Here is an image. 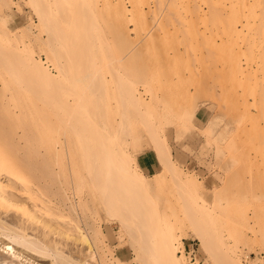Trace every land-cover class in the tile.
Masks as SVG:
<instances>
[{"label": "bare ground", "instance_id": "obj_1", "mask_svg": "<svg viewBox=\"0 0 264 264\" xmlns=\"http://www.w3.org/2000/svg\"><path fill=\"white\" fill-rule=\"evenodd\" d=\"M39 1V0H31V3H32V6H33V9H35L34 11V13H38V16H37V18L39 17V19L38 20H40V22L39 23H41L42 25H44V26H46V28H50V26H52V25H50V26H48L49 25V23L50 22H52V23H50V24H53V27H52V29H51V32H49L46 36H48L46 39H43V38H40V37H38V39L39 40H41L42 41V43H40V45L42 44L43 45V47L42 46H40V48L42 47L43 48V50H41V52L42 51H44L45 52V54H46V57H42L41 56V54L39 55V53H37V54H35L37 51H35L34 49H33V47H32V43L34 42H39L38 41V39H35V37L36 36H38V32H41V31H37V33H34V23H33V21H31V19H30V21H29V19H27V17L26 16H23V17H21L20 18V22H19V27L21 28H18V30L20 29V32H22L23 33V35L22 34H20L19 33V31H16V30H11L10 28H9V25H8V22H6L5 23V25H6V28H7V30L5 31L4 29H5V27L3 28V30L5 31H3L4 33H2V35L3 34H5L7 37L8 36H10L11 37V39H12V35H13V37L14 36H16V35H22V39L20 38L21 36H16V37H18V38H20L22 41H23V48L24 49H19V48H16V49H19L21 52V55H22V59L21 58H19L20 56L18 55V53L16 52V54L14 53L15 51L13 50V56L14 55H17V58H16V62L15 63H17L18 64V66H17V64H15V66H14V63H13V61H14V59H13V61L12 62H9V60H8V58L6 57V56H8V54H7V52L9 51V49H7V52H5L6 54V56H4L3 54H4V52H3V50L5 49V48H8V47H6L7 45H3L4 46V49L2 48V45H1V47H0V49H2V50H0V57H1V54L3 55L1 58H7V59H4L5 60V62H7V60H8V62H9V64H11L12 63V68H11V73H12V75L15 77V78H17V82L19 81V79H18V76L20 77V81L19 82H21L22 81V79H24L23 81H27L26 83H24L23 81L21 82L22 84H25L24 86H27V84H28V87H26V88H29V83H31V81H32V85H33V83L36 81H38V82H42V84H45V86H44V91H43V93H44V96L45 97H43V98H45V100L41 97V94L43 95V93L42 92H39L38 90H42V89H40V87H43V86H41V85H39L40 87L37 89V91H38V94L40 95H38L36 92L35 93H33L34 92V90L33 89H35V87L39 84V83H37V85H35L34 86V88H32V90H33V92L31 91V87H32V85H30V91H31V93H33V95H31L33 98H36V95L37 96H39V97H41L42 99H40L39 100V97H37L38 98V100H37V98H36V101H40V104H41V100H43L44 102H42V104L41 105H39L38 103H36L37 105H35L34 106V104L33 103H31V105L32 106H28V105H25V104H21V103H19L20 104V106H18V108L16 109L15 108V110L14 111H12V110H10V111H12V113L14 114V115H19V117H21V115H22V117H24V116H30V117H32L33 119H35L34 121L36 122L37 121V123H38V125L37 126H39L38 128H40V129H43L44 128V125L46 126V124H44L43 126H41V124H43V122H45L46 121V123H49V124H52L53 122H55V120H54V118L56 119L57 117H55V113H54V110L55 109H59V108H61L60 106H62V108H63V105H67V107H64V109L66 108V109H68V107H72V103H71V101H69L70 103H69V105H71V106H68V100L66 101V98L64 99L65 101H61L62 100V97H60L59 96V91L62 89V92H63V88L64 87H61V85L63 86H65L66 85V87L68 86L67 84H65L64 82H63V80L65 79V78H69L70 76H72V75H70V69L71 68H73L74 67V69H76V71L75 72H77L78 70H80L81 69V67H80V65H81V63H83L82 62V59L81 58H83V56H85V57H87V56H89L88 54H89V52L93 49V47L94 48H96L95 46H99L97 43H94V42H92V40H94L95 38H96V40H97V38H98V36L97 35H95V30L97 31V29H99L98 28V26L97 25H103V26H105V25H107L108 27H109V25L110 24H108L110 21H109V19L111 20V17L110 18H107L106 16H105V12H103V13H105L103 16H101V18L102 17H104L105 16V18L108 20V22H107V24H106V20L105 21H103V22H101L100 24H96V23H98L99 21H97L98 20V18H100V17H98L97 18V16L96 17H94V11L95 10H97L96 11V15L98 14V15H100V14H103L102 13V10H101V13H100V10L98 9V7H94L95 8V10L93 9V8H91V6L93 5V0H57V2H56V7L54 8V10L52 9V11L50 12V14L48 15V12L46 11V9L44 8V9H42V6L39 4L40 3V1L37 3V2ZM96 2H98V4H99V1L98 0H95ZM101 1V0H100ZM102 3L99 5L100 7L99 8H101V9H103V10H109V11H107V12H109V13H107V15L108 16H111V14L114 16V19H112V20H114V22H115V24L114 25H116V29H117V33H118V35H117V33H116V29H115V35H117V36H119V37H117V38H120V39H116V40H118V44H119V41H121L122 42V47H121V49H122V51H125L126 53L127 52H129V54H128V56H127V58H126V56L125 55H127V54H125L124 56V58H126V59H129V58H131L132 56L135 58V60H134V62H133V60H129V61H131L130 62V64H128V65H130L128 68H129V71L128 72H130V70L132 69V66H134V63L136 64L134 67L136 68L137 67V65L140 67L138 70L140 71V69H141V72L144 74V70L145 71H148L149 69H147V68H149L148 66V64H149V62H148V66H146L147 68H144L143 70H142V67H144V66H142V63L143 64H145L144 62H143V60H144V58L146 57V55L147 54H149L148 53V51L149 52H151L150 54H153L154 56V58L156 57V56H162L163 54L165 55H168V56H170V58H171V52H169V51H166V50H169V49H171V47H170V40L171 39H173V40H175V42L177 41L179 44H181L180 46H185V51H183L182 52V50L179 52V50L178 51H174V54L175 55H177V54H180V55H182V54H184L185 52L187 53V55H188V53H189V55L192 53V51L190 52V46L189 45H191V47L193 46V44H196V48L197 49H195L196 51H193V52H195V53H192V59H190V61H193V57H195V59L194 60H196L198 63L199 62H204V63H207V59H208V62L210 63V64H208V66H210L211 67V63H213V66H216V70H217V75H215V76H217V77H215V76H212V78L213 77H215L213 80L214 81H217V82H219V87H218V89H221V91L223 92V93H225L226 95H227V93H229V95H231V92H233L234 93V91H236V90H239L240 88H241V92H240V94H241V96L239 95V93L237 92V94H236V96H234L233 97V95H231L233 98H236L237 97V95L238 96H240L241 98L239 99V103H240V101H242L239 105L237 104V102H235L236 103V106H235V103L233 102L234 100H231V103H234V105H233V108H239V106L240 105H246L245 103L247 102V100H248V97L250 96V95H252V97L253 96H255V98L253 97V102H252V105L254 104L256 107H257V109H258V112L257 113H262V112H264V0H102L101 1ZM97 4V3H96ZM40 5V6H39ZM95 5V4H94ZM40 7V9H39V7ZM90 9H93L94 11H93V13H91L90 15H88L87 16V14H85L86 12L85 11H89ZM99 10V11H98ZM92 11V10H91ZM90 11V12H91ZM85 12V13H84ZM90 12H88V14L90 13ZM98 12V13H97ZM100 13V14H99ZM93 15V16H92ZM90 16V17H89ZM57 17H58V19H57ZM88 17V18H87ZM62 18H66V20L65 21H63V22H67V25L66 26H64L63 24H62V21H59V20H61ZM94 18H96L95 19V21H97V22H95V21H93L94 20ZM104 18V19H105ZM53 19H56V20H58V21H53ZM28 20V21H27ZM101 20V19H100ZM102 21V20H101ZM38 22V21H37ZM95 23V24H94ZM93 24H94V26H93ZM105 24V25H104ZM112 24V23H111ZM39 25V24H38ZM114 25L111 27V28H113L114 27ZM35 26H36V24H35ZM48 26V27H47ZM106 26V27H107ZM40 27H42L41 25H40ZM45 28V30H43V31H46V30H48V29H46ZM94 28H97V29H95L94 30ZM101 28V27H100ZM108 29L110 32H108V36H107V33H104V32H102V31H104V28L102 27V29H100V31L102 32V33H104V35L105 36H101L102 34H101V32H100V38L99 39H102V37H106L105 39H103V40H105V41H103V40H98L99 41V43L101 42V41H103V42H107L108 43V45L110 44V38H109V34H111V36L113 35V31L112 30H114V29ZM37 29H40L39 27H37ZM42 29V28H41ZM44 29V28H43ZM2 30V29H1ZM105 30H107L106 28H105ZM60 31H62L63 33H64V36H62V37H60L61 35H59V34H62ZM7 32H8V35H7ZM48 32V31H47ZM9 33H10V35H9ZM11 33H15V34H11ZM19 33V34H18ZM34 34H36L35 35V37H34ZM97 34H99V33H97ZM4 35V36H5ZM70 35V36H69ZM114 35V36H115ZM5 36V37H6ZM31 37V38H29V42H27L26 40H25V37ZM34 38H33V37ZM39 36H40V34H39ZM43 36V35H42ZM45 36V37H46ZM57 36H59L58 38H57ZM96 36V37H95ZM114 36H112L113 38H114ZM107 37L109 38V42L108 41H106L107 40ZM9 38V37H8ZM37 38V37H36ZM57 38V39H56ZM112 38V40L111 41H113L114 42V39ZM4 39V38H3ZM16 39V38H15ZM28 39V38H27ZM43 39V40H42ZM71 39V40H70ZM6 40H8V39H6ZM37 40V41H36ZM59 40V41H58ZM96 40H95V42H96ZM19 41V39L17 40V42ZM159 41H161V43H163V44H166V46L168 47L166 50H161L160 48H159V46H152V43H153V45L154 44H156L157 42H159ZM16 42V41H15ZM21 41H19V43H20ZM103 42H101V46L102 45H106V43L105 44H102ZM113 42H111V44L110 45H112L113 44ZM173 42V41H172ZM18 43V44H19ZM60 44V45H57V44ZM92 43H94L95 44V46H93V47H91V44ZM149 43H151V45L149 44ZM178 43H177V45H178ZM3 44V43H2ZM14 44V43H13ZM12 44V45H13ZM21 44H22V42H21ZM62 44V45H61ZM69 44H71V45H74V44H76V48H74V46H73V48H74V52H73V49H71V46L69 45ZM94 44H92V45H94ZM97 44V45H96ZM117 43H116V41H115V45H116ZM119 44V45H120ZM149 44V45H148ZM173 45H174V43H172ZM189 44V45H188ZM9 45V44H8ZM10 45H11V43H10ZM15 45V44H14ZM65 45H67V47H65ZM90 46L91 47V49L89 50V49H87V50H89V52L86 50H84V52H82L81 51V49L79 50L78 48L80 47V48H83V49H85L86 47L85 46ZM108 46V47H110L108 50H109V53L111 52V48L112 47H115V45L113 46ZM158 45V44H157ZM161 45V44H160ZM205 45H207V46H209L210 45V49L209 48H207V49H204L203 48V46H205ZM18 46V45H17ZM61 47V49H60V47ZM64 46V47H63ZM82 46V47H81ZM152 46V47H151ZM180 46H178L179 47V49H180ZM11 47V46H10ZM69 47H70V49H69ZM104 47V46H103ZM107 47V46H106ZM107 47V48H108ZM120 47H118V48H120ZM128 47H129V51L127 50L128 49ZM161 47V46H160ZM12 48H13V46H12ZM64 48L66 49V50H64ZM89 48V47H88ZM116 48V47H115ZM125 48H127L126 50H125ZM176 47H174V49H175ZM13 49H15V47L13 48ZM68 49V50H67ZM97 49L99 50L100 49V46L99 47H97ZM97 49H95L96 50V52H95V50L93 51H91V54H93V56L96 58V53H98V52H100V51H97ZM6 50V49H5ZM112 50H114V49H112ZM116 50H117V48H116ZM147 52V54H145V51ZM11 51H12V49H11ZM11 51H9V54L10 53H12ZM63 51H64V53H63ZM81 51V52H80ZM122 51H116L117 52V54H121L122 53ZM172 51V50H171ZM39 52V51H38ZM67 52H68V54H67ZM80 52V53H79ZM86 52H88L87 54H85ZM143 53L142 55H140V56H144V54H145V56L144 57H140V60L139 61H141L142 63L141 64H139L140 62L136 59L137 57H138V53ZM75 53V54H74ZM76 53H79V55L78 54H76ZM102 53H104V54H106V53H108V52H106L105 53V51H102ZM102 53H101V55L99 56V57H102ZM108 53V54H109ZM139 53V54H140ZM44 54V53H43ZM67 54V55H66ZM81 54L83 55L82 57H81ZM85 54V55H84ZM110 54H112V56L111 57H109V56H107V54H106V56H107V59H113L114 58V60H116L115 59V52H114V55H113V53H110ZM109 54V55H110ZM124 54V53H123ZM171 54V55H170ZM193 54H194V56H193ZM12 55V54H11ZM73 55H75V56H77L76 58L77 59H81V63L80 62H78V64H79V67L80 68H78L77 67V60L75 59V58H73ZM99 55V54H98ZM98 55H97V57H98ZM122 55V54H121ZM129 55H132L131 57H129ZM187 55H185V56H187ZM19 56V57H18ZM81 58H80V57ZM105 56V57H106ZM118 56V55H117ZM137 56V57H136ZM148 56V55H147ZM10 57V56H9ZM16 57V56H15ZM79 57V58H78ZM83 58V60L85 59L86 60V58ZM104 57V56H103ZM101 58V59H103L104 60V58ZM109 57V58H108ZM118 57H120L121 59H122V57L119 55ZM129 57V58H128ZM132 57V58H133ZM165 57V56H164ZM167 57V56H166ZM182 57H183V55H182ZM182 57L180 56V58L182 59ZM190 57V56H189ZM10 58H13L12 56L10 57ZM18 58L19 59H21L20 61L18 60ZM76 60L75 61V65H71V64H73L74 63V60ZM89 58V57H88ZM90 58H92V60H90V62H87L89 59H87L86 60V62L85 63H87L85 66L87 67V68H89L90 70H88V72L90 73H88L89 75L88 76H86V74H85V77H83V79L82 78H80V80L79 79H77V77H76V79L75 80H73V77L75 76L74 75V73L75 72H72V74H73V77H72V79L71 78H69V80H71V82H69V86H73V85H75L74 87H76V89H78V88H80L79 86H78V84L80 85V83H81V87L82 88H80V90H85V87L86 86H89V88L90 87H92L93 86V83H92V86H91V83H89V80L91 81V80H95V79H90V78H93V76H94V73L96 72L97 74L95 75V77L96 76H98L99 75V71H101V69L102 68H99L98 67V69H97V66H98V64L99 63H101L100 61H102V60H99V62H98V64H96L95 62H96V60L98 59H95V61H94V58L93 57H91V55H90ZM120 58H117V60L115 61V63L114 64H116L118 67H120V65H122V63L123 62H125L126 60L124 59V61H122L121 62V59ZM150 58V60H151V57L149 56L148 57V59ZM157 58V57H156ZM169 58V59H170ZM175 58V57H174ZM185 58V57H184ZM187 58H188V56H187ZM100 59V58H99ZM120 59V62H118V63H120V65L117 63V61ZM161 59V58H160ZM11 60V59H10ZM18 60V61H17ZM23 60V61H22ZM105 60H106V58H105ZM146 60H147V58H146ZM158 60V59H157ZM180 60V59H179ZM0 63H2L3 64V61L0 59ZM94 61V62H93ZM98 61V60H97ZM108 61V62H107ZM107 61H105V62H107V64L108 63H110V60H107ZM190 61H188L187 59H186V62H189L190 63ZM206 61V62H205ZM215 63H214V62ZM18 62H21V67L22 68H24L25 70V72H26V74H28V73H30V74H28L29 76L31 75V77H29V78H31V79H29L28 77H26L27 75L26 74H24V78H22L23 76V70H22V68L19 66V63ZM91 62H93V63H91ZM113 62V61H112ZM133 62V63H132ZM138 64H137V63ZM174 62H176V59H175V61ZM185 62V63H186ZM194 62V61H193ZM192 62V63H193ZM89 63V64H88ZM96 64V67H95V64ZM126 63V65H127V63H129V62H125ZM125 63L123 64V65H125ZM132 63V64H131ZM177 63H178V61H177ZM176 63V64H177ZM203 63V64H204ZM6 64V63H5ZM8 63L6 64V65H9ZM84 64V63H83ZM93 64H94V66H93ZM178 64H181V63H178ZM215 64V65H214ZM71 65V66H70ZM87 65H89V66H87ZM101 65V64H100ZM122 65V67L121 68H119V70L121 69V70H123L122 68H124V66ZM126 65H125V67H126ZM191 65V64H190ZM199 65V64H198ZM206 65V64H205ZM10 66V65H9ZM9 66H5V68L6 67H8V74L10 73L9 72V70H10V68H9ZM73 66V67H72ZM111 66H112V64H111ZM207 66V65H206ZM207 66V68H204V69H209V70H212L211 72L213 73V71H215L214 69H210L209 67ZM4 67V66H3ZM20 67V68H19ZM76 67V68H75ZM100 67H102V66H100ZM116 67V66H115ZM114 67V68H115ZM126 67V68H127ZM131 67V68H130ZM133 67V68H134ZM83 68V67H82ZM85 68V67H84ZM112 68H113V66L111 67V71H112ZM126 68H124L126 71H127V69ZM215 68V67H214ZM7 69V68H6ZM73 69V70H74ZM78 69V70H77ZM95 69H97L96 71H95ZM100 69V70H99ZM117 69V68H116ZM83 70V69H82ZM87 70V69H86ZM85 70V71H86ZM113 70H115V69H113ZM133 70V69H132ZM131 70V71H132ZM135 70V69H134ZM138 70L136 69V71L135 72H138ZM208 70V71H209ZM72 71V70H71ZM114 72V71H113ZM116 72H118V70H116ZM116 72H115V74H116ZM120 72V71H119ZM124 72V71H123ZM78 73V75H80L79 74V71L77 72ZM77 73H75V74H77ZM132 73H134L133 71H132ZM140 73V72H139ZM139 73H137V74H139ZM142 73H140V75H137L136 74V77L135 78H131V77H128L127 75V77L126 78H131L132 80H136L137 79V76L138 77H140L139 79H137V84H139L142 80H143V82H141V83H144V84H146V82H147V84L149 83V85H148V87L147 88H149V86H150V81L148 82V80H147V77L145 76L146 74H148V72L146 73L145 72V74L143 75ZM210 73V72H209ZM124 73H122V76H124L123 75ZM126 74H127V72H126ZM211 74V73H210ZM10 75V74H9ZM12 75H10V77H12ZM26 75V76H25ZM78 75H76V76H78ZM93 75V76H92ZM117 76H118V73L116 74ZM121 75V74H120ZM120 75L118 76V79H120L121 80V82H122V80H125L126 78H123V77H120ZM128 75H129V73H128ZM130 75H132L131 74V72H130ZM133 75H135V73L133 74ZM211 75H214V73L213 74H211ZM22 76V77H21ZM32 76H34L35 77V79L36 80H34L33 78H32ZM90 76V77H89ZM144 76V77H143ZM5 77H7L6 75H5ZM9 76H8V78H10ZM26 77V78H25ZM79 77H81V76H78V78ZM89 77V79H88V81H85L84 80V78L85 79H87ZM132 77H134V76H132ZM75 78V77H74ZM141 78H143V79H141ZM144 78H146L145 80H144ZM216 78H218V80L216 79ZM11 79V78H10ZM13 80H14V78H12ZM25 79H27V80H25ZM81 79L83 80V82L81 81ZM131 79H126L124 82H122V85H123V88H125L124 87V85H126V83L130 80L131 81ZM216 79V80H215ZM3 80H4V78H3ZM5 80H8V79H6L5 78ZM4 80V81H5ZM33 80H34V82H33ZM65 80H68V79H65ZM77 80V81H76ZM140 80V81H139ZM147 80V81H146ZM9 81V80H8ZM11 82H12V80H10ZM9 81V82H10ZM15 82H16V80H14ZM14 81H13V83H14ZM59 81V83H56V82H58ZM74 81H75V83L77 84V82H80V83H78L77 85L74 83ZM92 81V82H93ZM127 81V82H126ZM138 81H139V83H138ZM3 82V81H2ZM2 82H1V84H2ZM54 82L56 83V85L54 84ZM60 82H63L62 84H60ZM89 83V84H87V85H85V83ZM120 82V81H119ZM120 82V83H121ZM132 82V81H131ZM136 82V81H135ZM135 82H133V85H134V83ZM21 83H19L20 85H21ZM71 83H72V85H71ZM74 83V84H73ZM82 83H84V86L82 85ZM123 83H125V84H123ZM140 83V84H141ZM152 83V82H151ZM215 83V82H214ZM4 84V83H3ZM7 84H9L8 82L5 84V85H7ZM34 84H36V83H34ZM53 84H54V86L55 87H57L58 89H59V86L61 87V89H59V91L58 92H56L57 90H55V88H54V86H53ZM58 84V85H57ZM60 84V85H59ZM94 84H96V85H98V83H97V81H96V83H94ZM129 84V83H128ZM134 85L133 87H132V89L129 91L130 92V94L131 95H129V93L128 92H126V90L125 91H123V88H122V86H120L121 84H119V87H117V88H121L122 89V91L125 93H127V95L128 96H126L125 94V96L126 97H128L129 98V96H131L130 98H132V100L131 99H129V100H131V103H133L134 101L136 102V105H140V104H142L144 101H145V97H144V95H143V93L145 92V90H146V88L143 90V92L141 91V89H140V87L138 86V85ZM139 84V85H140ZM144 84H142V85H144ZM146 84V85H147ZM14 86H15V84H13ZM17 85V84H16ZM20 85L18 86V87H20ZM215 85L216 84H214V87H215ZM8 87H10V84L9 85H7ZM128 86V85H127ZM131 86H132V84H131ZM145 86V85H144ZM152 86V85H151ZM154 86V85H153ZM1 87H3V86H1ZM18 87H16L15 86V89H18ZM38 87V86H37ZM36 87V88H37ZM65 87V88H66ZM84 87V88H83ZM98 87H99V85H98ZM129 87L130 86H128L127 88H125V89H129ZM221 87V88H220ZM258 87H259V92H258ZM21 88H22V85H21V87H20V90H18V92H21ZM25 87L24 88H22V89H25V91H27L26 93H30V92H28L29 90H27ZM73 88V87H72ZM88 88V89H89ZM93 88V87H92ZM92 88L91 89H89V91H91L92 90ZM151 88V87H150ZM149 88V89H150ZM154 88V87H153ZM208 88H210V87H208ZM207 88V89H208ZM8 89V88H7ZM10 89V88H9ZM13 89H14V87H13ZM14 89V90H15ZM88 89H87V87H86V90L88 91ZM94 89H95V87H94ZM93 89V90H94ZM119 89H118V92H119V95L121 96V95H123L122 93V91H119ZM120 89V90H121ZM152 89V88H151ZM206 89V88H205ZM215 89H216V87H215ZM2 90H3V88H2ZM11 90V89H10ZM65 90H67V92H63V95H61V96H66V95H64V93H68L69 91V93H71V89H65ZM96 90H98V88L96 89ZM152 90H154V89H152ZM151 90V91H152ZM213 90V89H212ZM3 91H5V90H3ZM74 91H76V90H73L72 89V92H74ZM150 91V92H151ZM211 91V90H210ZM216 91H217V89H216ZM227 91V92H226ZM2 92V91H1ZM7 93L8 92H10L9 90H7L6 91ZM56 92V93H55ZM61 92V91H60ZM85 92V91H84ZM92 93H91V95H93L94 93H93V91H91ZM94 92H95V90H94ZM99 92H100V87H99ZM154 92V91H153ZM218 92V91H217ZM5 93V92H4ZM22 93V92H21ZM86 93V92H85ZM85 93H83V94H85ZM90 93V92H89ZM88 93V94H89ZM121 93V94H120ZM146 93H148L147 92V90H146ZM223 93H221L222 95H223ZM2 94V93H1ZM10 94H11V92L9 93V95H8V98H9V96H10ZM56 94H57V96L60 98V100L58 99L57 101H55L56 100V98H58L57 96H56ZM62 94V93H61ZM96 94V93H95ZM215 94V93H214ZM235 94V93H234ZM15 95V97H16V94H14ZM30 95V94H29ZM29 95H27L28 96V100L30 101V102H32L33 101V99H32V101L30 100L31 99V97L29 96ZM34 95H35V97H34ZM119 95H118V97H119ZM146 95V94H145ZM220 95V93L219 94H217V97H215V98H217L218 99V101H226V100H228V99H230L231 98V96L229 97V98H227V96L226 95H223V96H219ZM228 95V96H229ZM2 96H3V94H2ZM18 96H20L19 94H18ZM17 96V97H18ZM21 96H23V93H22V95ZM86 96V95H85ZM125 96L123 97V96H121L119 99H123L124 98V101L122 102L123 104H125L124 102L126 101V99H125ZM215 96H216V94H215ZM7 98V95L6 96H3V98ZM77 97V96H76ZM83 97H84V95H83ZM98 97V95L96 96V98H95V100L97 101V98ZM156 97V96H155ZM11 98V97H10ZM22 98V97H21ZM30 98V99H29ZM54 98H55V100H54ZM80 98V99H79ZM82 98V96L80 97H78L77 98V100L79 101V103H81L80 102V100H82V102H83V99H81ZM85 98H87V96L85 97ZM84 98V99H85ZM91 98V96H90V94H89V99ZM239 98V97H238ZM17 99H19L20 101L22 100V99H20V97H18ZM25 99H26V96H25ZM68 99V98H67ZM92 99V101H93V98H91ZM154 100H153V102H155V101H157V103H158V100H155V98H153ZM254 99H255V101H254ZM0 100H1V96H0ZM27 100V99H26ZM94 100V101H95ZM128 100V102L130 103V101ZM23 102L25 101V100H22ZM78 101H77V103H78ZM86 101H87V99H86ZM95 101V104H97L98 102H96ZM99 101V100H98ZM216 101V100H215ZM215 101H214V104H215ZM216 102V103H221L220 105H222L223 103L222 102ZM249 101V100H248ZM29 102V103H30ZM58 102V103H57ZM61 102V104H60V106H59V108H58V105H59V103ZM127 102V103H128ZM26 103V102H25ZM27 103H28V101H27ZM88 102H85L84 104H85V107H84V105H83V107H82V105L79 107L77 104H75L76 106H78L79 107V109H81V107L82 108H86V106L88 107V110L90 109L89 107L91 106V104H94V103H91V100L89 101V104H90V106H88V104H87ZM119 103H120V101H119ZM126 103V104H127ZM209 103V102H208ZM207 103V104H208ZM210 103H212L211 101H210ZM227 103V102H226ZM225 103V104H226ZM228 103H229V101H228ZM250 102H248V104H249ZM58 104V105H57ZM206 104V101H204L203 103H199V105H197L196 106V108L194 109V110H192L191 112L189 111V114H191V118H192V120H193V122H194V118H195V116H198V118L200 119V120H204V121H209L208 123L211 125V126H215V125H213V124H216V126L218 125V126H220V125H222V122H223V120L226 118V114H227V117H229L230 115H228V113L230 112L231 113V111L229 110V112H228V110L226 111V107H224V105L225 104H223V108H222V106L220 107V105H218L217 107L218 108H222L225 112H224V115H222L223 114V112H222V109H221V111L219 110V112H218V114L214 117L213 116V118L214 119H212L211 120V117H212V115H211V113H212V109L214 108V105L212 104H210L211 106H208ZM247 104V105H248ZM99 105H100V101H99ZM120 105H121V107L123 106L121 103H120ZM156 104H154V106H155ZM158 105V104H157ZM156 105V106H157ZM216 105V104H215ZM7 106V105H6ZM11 106V105H10ZM9 106V107H10ZM12 106H14V105H12ZM11 106V107H12ZM16 106V105H15ZM75 106V107H76ZM94 106H96V108H97V105H94ZM159 106V105H158ZM225 106H228V104H226ZM17 107V106H16ZM75 107H74V109L73 110H75L74 112H75V114H76V111H79V109L76 107V109H75ZM125 107V105L122 107V108H124ZM160 107V106H159ZM216 107V106H215ZM231 107V106H230ZM230 107H229V109H230ZM241 107V106H240ZM248 107H251V104H249V106H246V108H248ZM253 107V106H252ZM0 108H2V107H0ZM55 108V109H54ZM93 108V107H92ZM243 108H244V106H243ZM255 108V107H254ZM6 108H4V110H5ZM7 109H9V108H7ZM66 109L64 110V112H65V114L67 115V116H70V112H72L73 110H72V108H71V110L69 109V113H67V111H66ZM98 109V108H97ZM250 109V108H249ZM248 109V110H249ZM2 110V113H0V115L1 114H3V109H1ZM62 110V109H61ZM60 110V111H61ZM85 110H87V109H85ZM87 110V112H89ZM123 111H124V109H122ZM162 110V109H161ZM214 110V109H213ZM237 110V109H236ZM239 110H242L241 111V114L244 112V111H246L245 110V108L244 109H240L239 108ZM244 110V111H243ZM248 110H247V112H248ZM9 111V110H8ZM8 111H6V112H8ZM59 111V112H60ZM63 111V110H62ZM61 111V112H62ZM94 111H95V109H94ZM163 111V110H162ZM162 111L159 113L160 114V116L161 115H163V114H165V112L167 111V110H165V112L162 114ZM170 111V110H169ZM168 111V112H169ZM251 111V110H250ZM37 112H39V113H41L43 116V118L41 119V120H44L41 124H40V122L38 121V120H36V118L39 116V115H37ZM58 112V113H59ZM64 112H62L63 113V115L65 116V114H64ZM98 112V111H97ZM168 112H166V113H168ZM220 112H222V114L220 113ZM237 112V111H236ZM253 112V111H252ZM255 112V111H254ZM38 113V114H39ZM54 113V114H53ZM56 113H57V111H56ZM57 113V114H58ZM95 113V112H94ZM124 113V112H123ZM220 113V114H219ZM226 113V114H225ZM229 113V114H230ZM245 113L246 112H244V115H245ZM257 113H255V114H257ZM8 114H10V113H8ZM41 114H40V117H41ZM57 114H56V116H57ZM74 114V113H73ZM72 114V115H73ZM77 114L79 115V114H81V111H80V113L79 112H77ZM76 114V115H77ZM90 114V113H89ZM98 114V113H97ZM235 114V113H234ZM233 113H231V116L232 115H234ZM249 115V113H246V115ZM252 114V113H251ZM255 114H252L253 116L255 115ZM263 114V113H262ZM262 114H258V115H261L260 117L258 116V119L259 118H261V117H263L264 118V116L262 115ZM13 115V116H14ZM62 115V116H63ZM91 116H92V114H90ZM96 115V114H95ZM95 115L93 116V119H94V117H95ZM100 115V114H99ZM99 115H98V117H99ZM165 115H168V114H165ZM236 115H238V114H236ZM240 115V114H239ZM239 115L236 117V119H238V117H239ZM252 115H249V116H252ZM27 116V117H28ZM59 118H61L60 116V113H59ZM81 116H84V115H80V117ZM90 116V117H91ZM168 116H170V115H168ZM249 116H247L246 117V119L249 117ZM5 117H7V116H5ZM8 117H9V115H8ZM7 117V118H8ZM29 117V118H30ZM40 117H38L39 119H40ZM70 117H73V119L72 118H70V119H72V120H74L75 118V115H73V116H70ZM80 117H77L76 116V118H80ZM90 117L89 116H86V117H84V119H85V121H84V125H86L87 126V121H88V118H89V126H85V128L86 129H90L91 128V124H92V128L90 129V130H85V128H80V130H84V131H90V132H88L87 134H90L91 132H92V130H94V128H95V131L97 130V128H96V125H98L97 123L100 121V120H102V119H100L101 118V116L99 117V119L100 120H98V121H96L95 123V125H94V128H93V123L94 122H90V120H92V119H90ZM162 117V116H161ZM163 117H164V115H163ZM161 118L162 119V123H163V119L164 118ZM170 117H172V116H170ZM232 117H234V116H232ZM3 117H1L0 119H2ZM14 118V117H13ZM25 118V117H24ZM68 118V117H67ZM82 118V117H81ZM80 118V119H81ZM92 118V117H91ZM253 119H254V117H252ZM256 118H257V116L255 117V120H256ZM263 118L261 119V121H264L263 120ZM5 119V118H4ZM16 119H18L17 117H16ZM22 118H20V121H22L21 120ZM26 119V118H25ZM33 119H32V121H33ZM58 119V118H57ZM69 119V118H68ZM83 119V118H82ZM81 119V120H82ZM83 119V120H84ZM122 119V118H121ZM227 119V118H226ZM225 119V120H226ZM235 119V120H236ZM239 119H240V117H239ZM238 119V123H241L240 125L243 127L244 126V120H241L242 119V116H241V119L239 120ZM243 119H245L244 118V116H243ZM257 119V123L255 122V120L253 121L252 119H251V117L249 118V119H247V121L249 122V123H251L252 124V121H253V123H254V125L256 126V124H257V126H256V132H257V127H259V122H261L260 121V119L258 120ZM6 120V119H5ZM29 120H31V119H29ZM28 120V121H29ZM60 120V119H59ZM59 120H57V122L58 123H60V122H62V120H64V118L63 119H61V121L59 122ZM78 120V119H77ZM95 120H97L96 119V117H95ZM172 120V119H171ZM174 120V119H173ZM230 120V118L229 119H227V121H225L224 123L227 125V127H226V125H225V130H228V129H226V128H229L228 127V125L229 124H227V122ZM251 120V121H250ZM1 121V120H0ZM8 121H13V119L12 120H10V118H9V120ZM26 121V120H25ZM33 121V122H34ZM67 120H65V122H66ZM75 121H76V119H75ZM121 120H119V122H120ZM165 121V123H163V124H161V120L158 122L157 121V123H156V125H166V119L164 120ZM234 118H233V120H231L230 121V123H232L230 126H232V125H234ZM242 121H243V123H242ZM246 121V120H245ZM246 121V122H247ZM4 122V121H3ZM7 122V121H6ZM13 122H15V121H13ZM18 122V121H17ZM23 122H24V120H23ZM27 122V121H26ZM64 122V123H65ZM79 122H81V121H76V123H77V125L79 124ZM86 122V123H85ZM124 120H122L121 121V124H120V126H122V125H125L124 123ZM174 123L176 122L177 124H179L178 125V127H177V131H178V135L176 136L177 138L179 137L180 138V140H181V138H182V136L185 134V133H187L188 132V130H190L189 128H187V123L183 120V118H180V120H175V121H173ZM29 124L31 123V121H29L28 122ZM68 123H70V120H69V122ZM68 123H66V127L64 126H61V123H60V125H58L59 126V128H66V130H67V124ZM72 123V122H71ZM123 123V124H122ZM169 123H171V122H169ZM169 123H168V126H169ZM174 123H172V124H174ZM207 123V122H206ZM236 123V122H235ZM2 124V123H1ZM10 124V123H9ZM20 124V123H19ZM21 124H24V123H22L21 122ZM20 124V125H21ZM27 124V126L29 127V126H31L30 128H27V126L25 125V127L27 128V130L26 129H24V131L22 132V133H18V137H17V139L19 138V139H24L25 137L27 138V140H28V142L26 143V144H30V145H32V147L35 145V143H34V141L36 142V140L38 141V139H37V135H33V133L35 132V130H33V129H31V128H33L32 126V124ZM35 124V123H34ZM55 124H56V122H55ZM82 123H80V125H81ZM237 124V123H236ZM250 124V125H251ZM262 124V123H261ZM4 125V127H5V124H2V126ZM36 125V124H35ZM53 125V124H52ZM62 125H65V124H62ZM76 125V124H75ZM76 125V127H78ZM99 125H100V122H99ZM98 125V126H99ZM209 125V127H211ZM224 125L222 126V127H224ZM240 125H236L237 127L238 126H240ZM14 126H16V124H12V127H14ZM47 126H49L48 124H47ZM47 126H46V128H47ZM61 126V127H60ZM69 126H72V125H69ZM74 126V125H73ZM101 126V125H100ZM98 127V128H101V127H103V126H101V127ZM118 126H119V124H118ZM198 126V125H197ZM206 126V125H205ZM216 127V128H219V129H221L220 127ZM264 126V125H263ZM262 126V127H263ZM10 127V126H9ZM23 127H24V125H23ZM35 127V126H34ZM51 127H53V126H51ZM55 127H57V126H55ZM54 127V128H55ZM75 127V128H76ZM82 127H84V126H82ZM90 127V128H89ZM189 127V126H188ZM209 127H207V129L209 128ZM246 127L249 129L251 126H247V123H246ZM21 128V127H20ZM36 128V127H35ZM54 128H47V130H46V132L48 131V129H50V131H52V132H54L55 130H57L58 129V131H55L56 133L58 132L59 133V128H57V129H55L54 131H53V129ZM61 129L62 131L64 130V129ZM71 127H69L68 128V131L67 132H69V130H70V133L69 134H71L72 132H73V129H70ZM72 128H74V127H72ZM74 128V129H75ZM121 128H123L124 129V127H120V129ZM197 128H199V126L197 127ZM197 128H195V129H197ZM212 128V127H211ZM215 128V130H218V129H216ZM232 128H233V126H232ZM252 128H253V126H252ZM254 128H253V131H254ZM260 128V127H259ZM4 129V128H3ZM7 128H5V130H6ZM15 130H16V127L14 128ZM13 129V130H14ZM17 129H18V127H17ZM23 129V128H22ZM117 129H119L118 127H117ZM120 129L119 130H115L116 132H117V134H119L118 133V131L119 132H121L120 131ZM194 129V130H195ZM199 129H201V128H199ZM202 129H205V127L204 128H202ZM210 129V128H209ZM235 129H237V128H235ZM247 129V130H248ZM262 129H264V128H261V130ZM37 130V129H36ZM44 131H45V128L43 129ZM72 130V131H71ZM77 128L74 130V132L76 133L77 131V133L79 134L80 132H79V130H77ZM100 130H102V129H100ZM224 129H222V131L224 132L225 131ZM229 130H231V128L229 129ZM233 130V129H232ZM242 130H243V128H242ZM242 130H240L239 129V131H241L242 132ZM246 129L244 128V131H245ZM259 130V129H258ZM4 131V130H3ZM19 131V130H18ZM17 131V132H18ZM22 131V130H21ZM20 131V132H21ZM38 131H39V129H38ZM40 131H42V130H40ZM62 131H60L61 133H59V135H62ZM95 131H93V132H95ZM97 131H99V129L97 130ZM197 131V130H196ZM202 131V130H201ZM204 131V130H203ZM221 131V130H220ZM221 131V132H222ZM235 131V130H234ZM237 131V133L239 132L238 130H236ZM243 131V132H244ZM251 131H252V129H251ZM2 132V131H1ZM5 132V131H4ZM9 132V131H8ZM12 133H13V131H11ZM15 132V131H14ZM55 132L52 134V133H46V134H49V137H50V139L52 138V140H53V137H51L50 136V134L51 135H54L55 134ZM64 132V131H63ZM67 132H64V133H66L67 134ZM82 132V131H81ZM93 132L91 133V136L89 137V139L90 138H92L95 142H96V138L94 139V137H98L97 139H102V137H101V135L100 134H98V132H95V133H97V136L95 135V136H92V135H94L93 134ZM205 132V131H204ZM211 132V131H210ZM218 132H219V130H218ZM217 132V133H218ZM221 132H219V134L221 133ZM221 133L222 135L225 133V136L226 135H228L229 134V132H228V134L226 133V132H224V133ZM261 132H263L264 133V131H261ZM261 132H258V133H260V135H261ZM7 133V132H6ZM5 133V134H6ZM42 133L43 132H41V135H42ZM63 133V135H65ZM86 133V132H85ZM102 133H104V130H103V132ZM189 133V132H188ZM209 133V132H208ZM215 133H216V131H215ZM236 132H232V135H234V134H236V138L238 137H240L241 138V136L243 135H240V136H237L238 134H237ZM244 133H247V131H245ZM248 133H249V131H248ZM247 133V134H248ZM255 133V132H254ZM8 134V133H7ZM16 134V133H15ZM46 134H45V140H47L46 139V137L48 136H46ZM81 134V133H80ZM195 134V133H194ZM219 135V136H217V138H218V140L219 139H221L223 142H224V140L222 139L223 137H224V135H223V137H222V135ZM257 133H255V135H256ZM3 135H4V133H3ZM43 135H44V133H43ZM62 135V136H63ZM68 135V134H67ZM98 135H100V136H98ZM115 135V134H114ZM121 134H119V135H117L116 137H118L119 138V140H122L121 138V136H120ZM186 135V134H185ZM207 135V134H206ZM249 135H252L251 133H249ZM259 135V134H258ZM264 135V134H263ZM263 135H261V138L260 139H262V136ZM1 136H2V133H1ZM6 136V135H5ZM5 136H3V137H5ZM12 137H13V135H11ZM17 136V135H16ZM81 136V135H80ZM88 136V135H87ZM158 137V140H157V144H156V152H157V156H158V158H159V162H160V165H161V167H162V169H164L165 170V172L169 175V176H171V177H173V178H175V179H177L178 180V182H180L181 184H182V186H181V184H179L180 186H181V188L183 189V192L186 194V195H188V198H186L187 200H188V204H189V207L190 208H192V213H194V212H196V217H197V215H198V217L197 218H199V219H202L204 222L206 221H213V220H215L219 215H216V214H218V212H220L221 210H220V208H223V207H225L224 205H223V203H225V202H223L224 200H225V196L223 195L224 193V191H223V189L222 188H219L218 186L217 187H215V188H213L212 187V190L211 189H209L208 190V188L206 187V184H205V182L203 181V180H200L195 174H193V172L192 173H190V172H186V171H184L183 169H184V167H182L180 164V162L176 159V157H175V154H174V152H173V150H172V146H171V143H170V141H169V139L167 138V137H165V136H161V135H157ZM216 136V135H215ZM231 136V135H230ZM235 136V135H234ZM234 136H233V138H234ZM257 136V135H256ZM8 137H9V135H8ZM12 137H11V139H12ZM56 137H58V135H56ZM64 137H65V139L67 138L66 136H63V141L65 140L64 139ZM100 137V138H99ZM121 137V138H120ZM184 137V136H183ZM203 137V136H202ZM212 137V136H211ZM211 137H209V138H211ZM245 137V136H244ZM244 137L242 136V138L244 139ZM259 137V136H258ZM258 137H256V138H258ZM10 138V137H9ZM16 138V137H15ZM14 138V139H15ZM40 138V137H39ZM48 138V137H47ZM72 138V135L69 137V139H71ZM81 138H85V140H86V138L87 137H81ZM208 138V137H207ZM206 138V139H207ZM208 138V139H209ZM225 138H227V137H225ZM224 138V139H225ZM239 138V139H240ZM246 138V137H245ZM253 138L254 137H251V139H252V142H253ZM255 138V140H257ZM2 139V138H1ZM6 139V138H5ZM14 139H12V140H14ZM42 139H44L43 137L41 138V143H42ZM55 139H57L58 140V138H55L54 137V140ZM60 139V138H59ZM88 139V138H87ZM89 139H88V141L86 140L85 142H89ZM92 139H90V141L92 142ZM100 139V140H101ZM214 139V138H213ZM239 139H238V141H239ZM249 139V138H248ZM250 139V140H251ZM259 139V140H260ZM263 139H264V137H263ZM263 139L262 140H260L261 142L263 141ZM4 139H2V141H3ZM16 140V139H15ZM57 140H56V142H57ZM61 140V139H60ZM67 140H68V138H67ZM66 140V141H67ZM82 140H84V139H82ZM123 140H124V138H123ZM182 140H183V138H182ZM216 140V139H215ZM218 140H217V142H218ZM221 140H219V142L221 143ZM229 140V139H228ZM230 140H233L232 138H230ZM247 139H245V141H246ZM5 141H8L7 139L5 140ZM22 141V140H21ZM23 141H25V140H23ZM39 141V142H40ZM49 139H48V144L50 145L49 147H51L52 145L50 144V143H52V142H50L49 143ZM65 141V142H66ZM70 140H68L67 141V143L66 144H68V142H69ZM98 141V140H97ZM102 142L100 143L99 141V143L100 144H102L103 143V141H104V139H102L101 140ZM125 141V142H124ZM124 141H120V142H122L124 145H128V142H127V140H124ZM209 141H210V139H209ZM211 141H212V139H211ZM225 141H226V139H225ZM234 142H235V139L233 140ZM233 141H231V142H233ZM259 141V142H260ZM4 142V141H3ZM11 142H13V141H11L10 140V142L9 143H11ZM17 142V141H16ZM20 142V141H19ZM39 142H37V144L39 143ZM45 142H47V141H45ZM45 142H43L41 145H43V144H45ZM59 142V141H58ZM57 142V143H58ZM61 142V141H60ZM64 142V143H65ZM84 141H83V143H85ZM207 142V141H206ZM206 142H205V144H206ZM234 142L232 143V146L230 145V148L232 147L233 148V145L235 146V144L237 143L238 145L237 146H235V148L233 149V150H236V148H237V150H239L241 147H242V145L240 146V148L238 149V146H239V143H241V141H239V143L238 142H235V144H234ZM246 142H248V141H246ZM245 142V143H246ZM251 142V145L253 144V146L255 145H257L259 142H257V144H254V143H252ZM8 142H4V144H7V145H10ZM13 143H15V141L13 142ZM56 143V144H57ZM97 144V145H99L100 147H102L100 144ZM226 143H228V141L226 142ZM230 143V142H229ZM242 143H244V141L242 142ZM244 143V144H245ZM255 143H256V141H255ZM3 144V145H4ZM12 144V143H11ZM16 144V143H15ZM15 144H14V146H15ZM17 144H19V143H17ZM35 145L36 147L38 146V145ZM47 144V143H46ZM53 144H55V143H53ZM55 144V146H57ZM59 144V146L61 145L60 143H58ZM85 144H87V145H90V143H85ZM205 144H203V145H205ZM217 144H219V143H217ZM231 144V143H230ZM243 144V145H244ZM247 144V143H246ZM260 144V143H259ZM263 144H264V142H263ZM1 145V144H0ZM22 145V144H21ZM30 145H28V146H30ZM40 145V144H39ZM69 146H70V144H68ZM68 145H66L67 147H68ZM86 145V147H88ZM94 145V144H93ZM103 145V144H102ZM203 145L201 144L200 145V147L202 146L203 147ZM226 145H228L229 146V144H226ZM248 145H250L249 143H248ZM261 145H262V143H261ZM10 146H12V145H10ZM11 147L12 149L13 148H16V147ZM17 146V145H16ZM19 146V145H18ZM35 146H34V148H35ZM54 146V145H53ZM53 146L51 147V148H53ZM63 146H65V144L64 145H62L61 147L63 148ZM95 146V145H94ZM93 146V153L91 152V148H89L88 150H86V158H87V156H88V152H91V153H89L90 154V157L92 156V158H90V157H88V162L89 163H91V164H86L87 165V168H89L90 169V167H88V165L89 166H92L91 167V169L90 170H88V169H86L85 171L86 172H84V170L83 169H80L81 170V172L80 171H77L78 172V175H80V173H82V170H83V172L84 173H86V175H89V174H87V170H88V172L90 171V176H88V177H93L94 178V174H95V172H97L96 171V169L98 170H100L101 169V171H102V169L106 172V174H109V172L111 171V169H112V167L115 169V170H112L115 174H117L118 176L120 175H124L121 179L124 181V184L123 185H125V186H128L129 184V186H132V187H129V188H131V189H134V187L136 188V190L134 189V190H130V189H128V187H124L123 186V188H126V190L125 189H123L122 188V186H120V185H122V184H118L117 185V188H118V190H117V188H116V186H115V188H116V190L118 191H116V190H113V189H115L114 187L113 188H110L111 187V185H110V187H109V189H111L110 190V192H107V191H109V190H107V189H105L106 187V185L109 183V181L108 182H102V183H100L101 181H98V179L100 180V178L103 176H99L100 175V173H102V172H104V171H102V172H100V173H96V175L97 174H99L98 175V177L96 176V179H95V181H94V179H92V182H96V181H98L100 184H98L97 185V183H96V187H94V186H91L88 190H90V189H92V188H94L92 191H90V192H88L87 193V190L85 191V189H80L81 190V192L80 193H78L79 195H77L78 196V198L77 197H75L76 195V193L74 194V192H78V191H80L78 188H80V187H78L80 184H78V186L76 185V183L75 182H73V181H71V182H69L70 184H73V183H75V185H76V187L74 186V187H71L70 185H68L69 183H68V181H69V179H68V176L70 177L71 175H69L70 174V172H72L73 174L75 173L74 171H75V169H69V170H71L70 172H69V174L67 175V183H65L66 181H64V180H62L64 183H62L61 181L59 182L58 180H61L60 179V177H58V176H55V175H57L58 173H59V171H61V170H59V166L61 165V163L60 164H58L57 163V161L59 160V158H57V157H59V155H57V152H58V149H60V148H58L57 149V147H55L54 149H56V153H54V152H52L51 150H49L48 151V154H41V155H39V156H41L40 158H38V159H35L34 157V155H32V156H34V157H30V159L28 158V159H25V158H27V155H26V157H25V155L24 154H26V153H24L23 154V156L25 157H21V158H24L23 160H19V162H17L18 164H17V166H16V164L15 165H13V164H10V162L9 161H12L14 158V155H11V154H9V157H10V155L12 156V158L13 159H10V160H8L7 159V157H6V159H7V161L6 160H4V157H5V155H6V153H4V151H3V153L2 152H0V255H2V259H0V264H131V260H129V257H130V250L128 249V248H126V247H123L122 249L121 248H116V246L117 245H115V242L113 241L114 239L113 238H111V234H119L120 233V231L123 233V229L121 230V225L120 224H122V226H123V224L124 223H128V222H130V220L128 221V218H125V216L123 217V215L122 214H120L119 213V215H118V213H115V212H113V211H115L114 209L116 208V206H115V204H117V208H118V206L120 205L121 207L122 206H124V205H121L122 203H126L127 201L126 200H128L129 202H131L132 203V200L131 199H133L134 198V196H133V192L134 191H136V194H135V197H137V196H139L138 198H140L141 199V196H140V194L139 195H137V189L139 190V189H141V190H144V192L146 191V192H149L150 193V190H152V189H155V188H157V186H160V182H161V179H162V181H163V178H161L160 176H156V177H154V176H151L150 174H151V171H149V170H147L145 167H142V168H140L139 169V167L138 166H134V162H133V158H132V156L127 152V151H125V150H121V152H118V153H115V152H111L110 150H108V148L107 147H105L104 145V147L102 148V149H100V151L101 150H103V151H101V154L99 153V154H94L95 152H96V150H98V148L95 150V147ZM213 147H214V145H212ZM220 146V145H219ZM222 146V147H221ZM220 147H221V152H223L224 150H227V152L228 151H230L231 152V149H226V147H225V145H221ZM254 146V147H255ZM4 147V146H3ZM20 147V146H19ZM40 147V146H39ZM42 147V146H41ZM45 147V146H44ZM44 147H42V148H44ZM48 146H46V148H47ZM66 147V148H67ZM89 147H92V146H89ZM97 147V146H96ZM184 147L188 150V152L190 153V154H193V153H195V148L190 144V143H185L184 144ZM202 147L200 148V150L202 149ZM205 147H207V144L205 145ZM213 147L212 148H208V149H213ZM218 147V146H217ZM246 147V146H245ZM248 147V146H247ZM246 147V148H247ZM259 147V146H258ZM263 147V146H262ZM0 148H2V146L0 147ZM38 148V147H37ZM36 148V149H37ZM45 148V150L44 151H47V149ZM51 148H49V149H51ZM61 148V150H62V152H63V149ZM104 148H106L107 150H105ZM249 148H252V146H250ZM7 148H4V150H6ZM9 149L10 148H8L7 149V152H9ZM21 149V148H20ZM20 149L19 150H17V151H20ZM24 149V148H23ZM25 149H27V148H25ZM30 149V148H29ZM29 149H27L26 151L27 152H29L28 150ZM32 149V148H31ZM31 149H30V151H31ZM39 149H41V148H38L37 150H39ZM53 149V150H54ZM65 149V148H64ZM199 149V148H198ZM204 149V148H203ZM207 149V150H208ZM214 149H216V147L214 148ZM218 149V148H217ZM222 149H223V151H222ZM261 149H263V151H264V147L263 148H261ZM1 150V149H0ZM15 150V149H14ZM22 150V149H21ZM42 150V149H41ZM41 150H39V151H41ZM60 150V151H61ZM67 150H69V149H67ZM67 150H64V152L63 153H65V151H67ZM210 150V151H211ZM255 150H258L259 151V148H257V149H255ZM11 151H13V150H10V152ZM16 151V152H17ZM33 151V150H32ZM31 151V152H32ZM105 151V152H104ZM107 151H109V152H111V153H114L113 155H110L109 153H107V155H103V154H106V152ZM202 151V150H201ZM206 151V150H205ZM216 151V150H215ZM218 151V150H217ZM217 151H216V153H217ZM220 151V150H219ZM218 151V152H219ZM240 151H244V150H240ZM252 151H254L253 150V148H252V150H251V152ZM262 151V150H261ZM260 151V152H261ZM22 152V151H21ZM30 152V153H31ZM35 152H36V150H35ZM49 152H51V153H49ZM62 152H60L59 154H62ZM99 152V151H98ZM102 152H104L103 154H102ZM202 152H204V151H202ZM201 152V153H202ZM212 152V151H211ZM233 152H236V151H233ZM250 152V151H249ZM256 152V151H255ZM254 152V153H255ZM18 153V152H17ZM16 153V154H17ZM23 153V152H22ZM38 153H40V152H37L36 154L38 155ZM42 153V152H41ZM197 153H199V152H197L196 151V155H197ZM207 153H208V151H207ZM206 153V154H207ZM214 153V152H213ZM220 153V152H219ZM224 153V152H223ZM226 153V152H225ZM237 153H239V152H237ZM236 153V154H237ZM241 153V152H240ZM243 153L244 154H246L247 156H249V153L247 154V151H245V152H242V156H243ZM264 152H262V154H263ZM12 154H14V153H12ZM21 154V153H20ZM20 154H18V155H20ZM200 154V153H199ZM203 154H205V153H203ZM212 154V153H211ZM230 154V153H229ZM235 154V153H234ZM235 154V155H236ZM258 154H260V158L259 157H256V158H259L260 160H261V162L262 163H264L263 162V159H264V154L262 155L263 157H261V153H258ZM8 155V154H7ZM17 155V156H18ZM29 155V154H28ZM195 155V154H194ZM214 155V154H213ZM217 155V154H216ZM215 155V158L218 156H216ZM222 155V154H221ZM221 155H219L218 157V160L217 159H215L214 161L215 162H213V163H219L220 162V159L222 158V156ZM225 155V154H224ZM237 155H239V154H237ZM254 155V154H253ZM253 155H251L252 157H253V159H254V156ZM22 156V155H21ZM62 155H60V158H62L61 157ZM200 156H203V155H199V157ZM220 156H221V158H220ZM234 156V155H233ZM246 156V157H247ZM251 156H249L250 157V159H249V166L248 167H250L252 164H253V161H251L252 159H251ZM16 157V156H15ZM38 157V156H37ZM36 157V158H37ZM205 157V156H204ZM206 157H209L208 155L206 156ZM211 157V156H210ZM225 157H228V153H227V155L225 156ZM239 157V156H238ZM245 157V156H244ZM249 157H247V158H249ZM17 158V157H16ZM19 158V157H18ZM17 158V159H18ZM20 158V159H21ZM201 158H203V157H201ZM224 158V157H223ZM235 158H237V157H235ZM242 158V157H241ZM240 157H239V159H241ZM247 158H244V161L243 162H241V163H243L244 164V167H245V162L248 160ZM89 159H90V161H89ZM92 159V160H91ZM205 159V158H204ZM203 159V160H204ZM210 159V158H209ZM214 159V158H213ZM238 159V160H239ZM61 160V159H60ZM201 160V159H200ZM199 160V161H200ZM206 160H208V159H206ZM223 160V159H222ZM234 160V159H233ZM231 161V162H233V164L231 163L230 165H234V161L236 160H234V161ZM258 160V159H257ZM257 160H255L254 161V164H255V162L257 161ZM15 161V160H14ZM202 161V160H201ZM205 161V160H204ZM204 161H202L203 163H204ZM210 161V160H209ZM212 161V160H211ZM228 161V160H227ZM239 161H242V160H239ZM238 161V166H239V164H241L240 162ZM251 161V162H250ZM7 162H9V163H7ZM58 162H60V161H58ZM207 163H208V161H206ZM222 162V161H221ZM258 162H260L259 160L257 161V163ZM14 163H16V162H14ZM64 163H67L66 161L64 162ZM140 163V162H139ZM210 164L212 163V162H209ZM212 163V164H213ZM228 163H229V161H228ZM235 163L237 164V160L235 161ZM250 163H252L251 165H250ZM256 163V164H257ZM56 164H58L59 166H57L58 167V169H56ZM95 164L97 165V167H95ZM201 164V163H200ZM210 164H208V165H210ZM246 164H247V162H246ZM258 164H261V163H258ZM257 164V165H258ZM62 165H64V168H65V166H67V165H65V164H63L62 163ZM205 165V164H204ZM214 165V164H213ZM229 164H228V166H230ZM242 165V164H241ZM256 165V166H257ZM203 166V165H202ZM205 166H207V165H205ZM212 166V165H211ZM228 166H227V164H226V168L228 169ZM254 167H255V165H253ZM251 167L252 169L254 168V167ZM259 166H261V165H259ZM22 167H23V169H22ZM63 167V166H62ZM62 167H60V168H62ZM213 167V166H212ZM240 167V166H239ZM258 167V166H257ZM262 167H263V165H262ZM24 168H26V169H24ZM28 168V169H27ZM63 168V169H64ZM186 168V167H185ZM208 168H210L209 166H208ZM241 168H243V165H242V167ZM246 169H247V167H245ZM251 168H248V169H251ZM62 169V170H63ZM92 169H94L95 170V172H93L92 171ZM106 169H108L107 171H106ZM118 169H120V172H119V170ZM229 169H230V167H229ZM255 169V168H254ZM257 169H259V168H257ZM260 169H261V167H260ZM264 169V168H263ZM59 170V171H58ZM68 169H66V170H64V171H67ZM99 170H98V172H99ZM110 170V171H109ZM117 170H118V172L120 173H116L117 172ZM64 171H61L62 173L64 172ZM92 171V172H91ZM109 171V172H108ZM111 171V172H112ZM61 172H60V175H61ZM219 172V171H218ZM68 173V171L67 172H65V173H63V175L64 174H67ZM71 173V174H72ZM92 173V174H91ZM123 173V174H122ZM83 174V173H82ZM82 174H81V176H80V178L82 179ZM103 174V173H102ZM111 174V173H110ZM109 174V176L110 177H112L111 175ZM222 174V173H221ZM75 175V174H74ZM83 175H85V174H83ZM92 175V176H91ZM216 175H218L217 173H216ZM220 175V174H219ZM73 176V175H72ZM76 176V175H75ZM74 176V177H75ZM108 175L106 176V178L107 177H109ZM57 177H58V180H57ZM79 177V176H78ZM77 176H76V179H79ZM85 177H87V176H85ZM110 177L108 178V179H110ZM125 177V178H124ZM222 177V176H221ZM61 178H63V176L61 175ZM105 178V177H104ZM105 178V179H106ZM218 178L220 179V177L218 176ZM70 179H71V177H70ZM72 179H73V177H72ZM71 179V180H72ZM80 179V181H82V180H84L83 182L85 183V184H83V185H86L87 186V183L85 182V179H84V176H83V179L81 180ZM88 179V178H87ZM90 179V180H91ZM101 179H103V177L101 178ZM104 179V180H105ZM108 179H106V180H108ZM45 181V186H44V184H41V182L42 181ZM58 181L59 182V184H61V186L62 185H64V187H60V189H62L61 190V192H62V194H60V195H63V196H60V199L62 198V200H60V201H58V200H55L54 199V197L56 196V194L59 196V194H58V191H60V190H58L59 188L57 187V186H54V183H53V181ZM103 180V181H104ZM43 181V182H44ZM75 181H78V180H75ZM129 183H127V182ZM176 181V180H175ZM42 182V183H43ZM58 182H56V183H58ZM88 182L89 183H91L89 180H88ZM126 182V183H125ZM177 182V183H178ZM55 183V184H56ZM65 184H67L68 186H66ZM104 184H106V185H104ZM57 185V184H56ZM83 185H80L81 186V188H83ZM90 185H92V184H90ZM94 185V184H93ZM104 186V188H102V187H99V186ZM98 186V187H97ZM109 185H107V187H108ZM74 189V192H72L73 191V189ZM78 189V190H76V189ZM85 188H87V187H85ZM120 188V189H119ZM122 188V189H121ZM105 189V191H103ZM76 190V191H75ZM107 190V191H106ZM130 190V191H129ZM211 190V191H210ZM113 191L116 193V195H115V193H113ZM119 191H120V193H119ZM122 191V192H121ZM124 191V192H123ZM129 193H131L130 195H132L131 197H130V195L127 193V192ZM133 191V192H132ZM140 191V190H139ZM154 191V190H153ZM141 193H142V195L144 196V192H142V191H140ZM110 193V194H109ZM122 193H127L125 196H123V194ZM135 193V192H134ZM149 193H145V195H147V194H149ZM214 193V195H213V197L215 198V199H213V201L214 202H208L209 201V197L212 195ZM107 194V195H106ZM113 194L115 195V197L113 196ZM117 194H119L118 195V199H119V201L116 199V196H117ZM184 194V195H185ZM109 195H110V197H109ZM112 195V196H111ZM58 196H57V199H59L58 198ZM106 196V197H105ZM122 199V203L121 204H119V202H121V199ZM124 197V198H123ZM127 197H128V199H127ZM133 197V198H132ZM147 197V196H146ZM187 197V196H186ZM153 196H151V195H149V203L147 202V201H145V200H148V199H141L140 201H143L142 203H144V201H145V204H143L144 205V208H145V211H146V213L148 212V214H146L147 216H148V219H147V222H149V220H150V223L152 224H150V223H147V226H149L150 225V228H152V230L149 228V232L151 231L153 234H152V236H153V239H152V241L154 240V235H156V237L158 238L157 240H159V236H157L158 234H159V231L161 230V234H160V237H162V236H165V232H166V230H165V232H162V228L163 229H165L164 227H162V224H161V222H160V224H161V229L158 231V233H157V228H159V226H158V224H159V220H157L156 218H154L155 216H154V214H155V212L156 211H154V209H153V211H154V213H150L149 214V212L152 210V208L154 207L155 209H156V207H158L157 205H156V207L154 206L155 205V200H153ZM126 199V200H125ZM155 199V198H154ZM89 200V201H88ZM108 200H110V201H112V202H110L109 204H110V206H112V205H114L115 206V208H114V206L113 207H111V209L112 208H114L113 209V211H111V209H110V211L108 210L110 207H109V204L107 203L108 202ZM131 200V201H130ZM134 200V199H133ZM86 201H88V202H94L96 205H98V206H101L102 205V203H103V205H104V208H102L103 207V205H102V210L103 209H105L106 211H108V212H111L110 214L111 215H113L114 216V214H115V218L116 219H111V218H108L107 219V217L106 216H110V214L108 215V212L107 213H105V210L103 211V213L104 214H107L105 217V219H103V220H99V221H94L93 223L90 221V223L88 222L89 221V219H87V220H84V219H82V218H84V217H82L81 216V212H80V210L83 208V210H84V207L81 205L82 203L84 204ZM107 201V202H106ZM118 201V202H117ZM91 202V203H92ZM129 202H127V204H126V207H128L129 209H128V212H131V211H133L132 210V208L130 207L131 205H129L130 203ZM147 202V203H146ZM150 202H151V204H150ZM93 203V204H94ZM105 203V204H104ZM186 203H187V201H186ZM185 203V204H186ZM92 204V205H93ZM112 204V205H111ZM119 204V205H118ZM147 204H150V205H153V207H151V210H150V208H149V205L147 206ZM90 203H89V207H90ZM106 205V206H105ZM107 205H108V207H107ZM128 205V206H127ZM146 205V206H145ZM187 205V204H186ZM185 205V206H186ZM223 205V206H222ZM79 206H82V207H79ZM87 206L88 205H86V208H87ZM94 206V205H93ZM93 206H91L90 208L92 209L93 208ZM88 207V208H89ZM105 207H107V208H105ZM121 207H119V208H121ZM125 207V206H124ZM125 207V208H126ZM81 208V209H80ZM89 208V210H86L85 209V211H87V213H88V211H89V213H90V209ZM97 208V207H96ZM94 209V208H93ZM147 209L149 210V211H147ZM186 209H187V207H186ZM96 210V209H95ZM126 210V209H125ZM129 210H131V211H129ZM188 211L187 212H189V209H187ZM220 210V211H219ZM82 211V210H81ZM94 211V210H93ZM97 211V210H96ZM96 211H95V213H96ZM158 211H160V210H158ZM84 212V211H83ZM117 212V211H116ZM190 212H191V209H190ZM222 212V211H221ZM85 213V212H84ZM84 213H83V216H84ZM114 213V214H113ZM86 214V213H85ZM94 214V212L92 213V215ZM129 214L130 213H127V216L126 217H128L129 216ZM132 214H133V212L130 214L131 215V217H132ZM151 214H153L152 216H151ZM159 214H161L160 212H159ZM191 214V213H190ZM220 214V213H219ZM87 215H89V214H87ZM86 215V216H87ZM96 215V214H95ZM99 215V214H98ZM98 215L96 216V217H98ZM155 215H157V214H155ZM187 215V214H186ZM188 215H189V213H188ZM77 216H80V218H77ZM91 215H89V216H87V217H90ZM112 216V217H113ZM119 216V218L117 219V217ZM121 216L123 217L122 219H127V220H121ZM151 216V217H150ZM195 216V214H193V219H191V220H194V218L196 219V221L198 222V224L201 222V220H200V222L198 221V219L196 218V217H194ZM86 217V218H87ZM111 217V216H110ZM130 216H129V218H131ZM157 217V216H156ZM189 217H191L190 215H189ZM91 218H93V216L91 217ZM102 218V217H101ZM152 218V219H151ZM153 218L155 219V221L156 222H158V223H156V225H157V228H155L153 225H155V224H153ZM160 218V217H159ZM117 220V221H116ZM132 220H133V218H132ZM217 220H218V218H217ZM125 221H128V222H125ZM155 221H154V223H155ZM196 221H193L192 223L193 224H195V222ZM82 222V224L83 225H80V223ZM117 222H119L120 224V226H119V229H116V228H114V225L117 223ZM197 222H196V225H197ZM213 222H217L216 220L215 221H213ZM213 222H211V223H213ZM132 223V222H131ZM133 223H134V220H133ZM132 223V224H133ZM149 224V225H148ZM159 224V225H160ZM155 225V226H156ZM196 225H195V227H194V225H193V227L194 228H196ZM202 224L200 223L199 224V226H201ZM204 225V224H203ZM127 226L129 227V228H131V229H133L131 226H133V227H135V224L134 225H130V223H128L127 224ZM152 226V227H151ZM164 226V225H163ZM118 227V226H117ZM153 227H154V230H156V234H154V230H153ZM123 228V227H122ZM197 228H198V226H197ZM135 229V228H134ZM201 228L199 227V229L198 230H200ZM136 230V229H135ZM171 231L173 230V229H170ZM169 231V230H168ZM171 231H169V233L171 232ZM185 231V230H184ZM151 232L149 233V234H151ZM173 232H175V231H173ZM177 232V231H176ZM222 232V231H221ZM122 233H120V236H122V238L124 237L123 235L124 234H122ZM164 233V234H163ZM168 233V232H167ZM168 233V234H169ZM185 233V232H184ZM187 233V232H186ZM196 233L198 234L199 232L198 231H196ZM148 234V236L149 237H151V235H149ZM172 234V233H171ZM177 234V233H176ZM175 233H173V235H168L167 236V234H166V236H167V240L166 241H164V239L166 238V237H163V239L162 238H160V239H162V241H157L156 239L153 241V242H155V241H157V242H159V243H162L163 241V248L160 246V248H161V252H162V254L161 253H158V251L159 250H157L156 252H157V260H159V258L160 257H158L160 254H161V258H163L162 259V263H160V260L158 261V264H163V261H164V263H166V264H186V260H185V256L187 257V259H188V262L187 263H189V264H200V258H199V256H198V253H197V250L198 249H196V251L195 250H193L194 248H195V245H196V243H194V241H193V243L192 244H190L189 246L186 244V241H185V239H186V237H181V236H178V235H180V233L178 234V235H176ZM203 234H205V233H202V234H200L199 233V235H198V238L200 239V241L202 242L201 243V246H202V248L201 249H203V247H205V248H208V246L206 247V245H207V243H209V242H207V239H209V238H207L208 236H204ZM136 235V234H135ZM138 235V234H137ZM137 235H136V237L135 236H133L134 238H135V240H136V238H137ZM146 236V234H143V236ZM183 235V234H182ZM186 235V234H185ZM119 236V235H118ZM138 236H140L141 237V235H138ZM142 236V237H143ZM144 236V237H145ZM221 236H222V234H221ZM142 237H141V240L143 241V239H145V238H143L142 239ZM155 237V238H156ZM189 237V236H188ZM191 237V236H190ZM120 238V237H119ZM222 238V237H221ZM117 240H121V238L120 239H117ZM123 241L125 240L124 238L122 239ZM137 240H140V238L138 237L137 238ZM136 240V241H137ZM141 240H140V242H141ZM146 240V239H145ZM223 239H220V243H223V241H222ZM209 241H210V239H209ZM140 242H138V243H140ZM125 243L127 244V242L125 241ZM125 243H122L121 242V244H119V242H118V244L121 246V245H123V244H125ZM155 244V246L157 247H154V250H156V249H158V247H159V245L157 244L156 245V243H154ZM161 244V245H162ZM118 245V246H119ZM182 245V246H181ZM193 245V246H192ZM122 247V246H121ZM185 247V248H184ZM150 248V246H146V251H145V248H144V251L145 252H147V253H149L147 250H150L149 249ZM99 250H101L103 253H101ZM138 251H141V250H138ZM159 251V252H160ZM201 251V250H200ZM28 252V253H27ZM237 252L238 251H236L235 253H234V256H233V260L231 259V261L233 262L234 261V263H232V264H243V262H242V260H241V258H239V256L238 257H236V254H237ZM150 253H151V251H150ZM150 253H149V255H150ZM183 253H185V254H183ZM102 254V255H101ZM138 254H139V252H138ZM140 254H142L143 256H145L143 253H140ZM146 254V253H145ZM141 255V256H142ZM185 255V256H184ZM229 255H231V254H229ZM239 255V254H238ZM140 256V255H139ZM139 256H137L136 257V255H135V259L137 258V259H139V263H140V260H141V262L142 263H144L145 264V262H147L146 261V257L145 258H143V257H141V258H139ZM155 256V255H154ZM201 257V256H200ZM232 257V256H231ZM246 257H248V256H246ZM39 258H42L43 260H46L47 262L46 263H42V262H39V261H37ZM149 258H150V256H149ZM244 258H245V256H244ZM142 259H144L143 261H142ZM147 259H148V254H147ZM246 259V258H245ZM244 259V260H245ZM259 259L260 258H254V259H252V261H251V264H258V263H260V261H261V259H260V261H259ZM133 261V260H132ZM262 262H264V260H262ZM138 263V264H139ZM147 264V263H146ZM206 264V263H205ZM208 264V263H207ZM245 264V263H244ZM248 264H250L249 262H248Z\"/></svg>", "mask_w": 264, "mask_h": 264}, {"label": "rangeland", "instance_id": "obj_2", "mask_svg": "<svg viewBox=\"0 0 264 264\" xmlns=\"http://www.w3.org/2000/svg\"><path fill=\"white\" fill-rule=\"evenodd\" d=\"M40 1V5L42 6V9H46V11L48 12V15L50 14V12L52 11V9L54 10V8L56 7V2H57V0H39ZM38 1V2H39ZM99 1V4H98V2H96L95 0H93V5L91 6V8H93L94 10H95V8L96 7H98V9L100 10V13H101V10H102V13L103 12H105V13H103V14H100V15H96V11L97 10H93V9H88L89 11H85L84 13L85 14H87V16L88 15H90L91 13H93V11H94V17H96L97 16V18L98 17H100V18H98V20L97 21H99L98 23H96V24H100L101 22H103V21H105L106 20V24H107V22H108V20L105 18V16L107 17V18H110L111 17V20L109 19V23L108 24H110L109 25V27L107 26V25H105V26H103V25H97L98 26V28L99 29H97V28H94V30L95 29H97V31L95 30V35H99L100 36V29H102V27L104 28V31H102V32H104V33H107V36H108V32H110L108 29H110L114 24H115V22H114V20H112V19H114V16L111 14V16H108L110 13V11L109 10H103V9H101V8H99L100 6V4L102 3L100 0H98ZM37 2V1H36ZM37 2V3H38ZM97 3V4H96ZM95 4V5H94ZM39 5V6H40ZM97 5V6H96ZM38 6V7H39ZM96 6V7H95ZM95 7V8H94ZM39 9H40V7H39ZM35 9H33V6H32V3H31V0H0V44L2 45V48L4 49V46L5 45H7L6 47H8V48H5L4 50H3V52H4V56H6L7 54H8V56H6L7 58H8V60H9V62H12L13 61V59H14V61H13V63H14V66H15V64H17V63H15L16 62V58H17V55H14L13 56V54L15 53L16 54V52L18 53V55L20 56H18L19 58H23L22 57V55H21V49H24L23 48V41L21 40L22 39V35H23V33L22 32H20V27H19V22H20V18L21 17H23V16H26L27 17V19H29V21H30V19H31V21H33V25H34V33H37V31L39 30V31H41V32H38L37 34H38V36H36L35 37V35L36 34H34V37H35V39H38V37H40V38H43V39H46L48 36H46L49 32H51V29H52V27H53V24H50V23H52V22H50L49 23V25L48 26H50V25H52V26H50V28L48 29V28H46V26H44V25H42L41 23H39L40 22V20H38L39 19V17L37 18V16H38V13L36 12V13H34L35 11H34ZM92 10V11H91ZM98 10V11H99ZM91 11V12H90ZM107 11H109V12H107ZM88 12H90L89 14H88ZM98 13V12H97ZM107 13H109L108 15H107ZM105 14V16L104 17H102L101 18V16H103ZM37 15V16H36ZM93 16V15H92ZM90 17V16H89ZM88 18V17H87ZM105 18V19H104ZM57 19H58V17H57ZM95 19L96 18H94V20L93 21H95ZM102 21H101V20ZM58 21V20H56V19H53V21ZM66 20V18L64 19V18H62L61 20H59V21H62V24L64 25V26H66L67 25V22H63V21H65ZM28 21V20H27ZM38 21V22H37ZM97 21H95V22H97ZM6 22H8V25H9V28L11 29V30H16V31H19V33L20 34H22V35H16V36H21L20 38H18V37H16V36H14L13 37V35H12V39H11V35H10V33H9V35L10 36H6L5 34H3L2 35V33H4L6 30H7V28H6V25H5V23ZM104 23V22H103ZM112 23V24H111ZM114 23V24H113ZM35 24H36V26H35ZM39 24V25H38ZM95 24V23H94ZM94 24H93V26H94ZM102 24V23H101ZM40 25L42 26V27H40ZM47 26V27H48ZM107 26V27H106ZM5 27V31L3 30V28ZM37 27H39L40 29H37ZM101 27V28H100ZM116 27V25H114V27L113 28H111V29H114V30H112L113 31V35L112 36H114L116 33H117V27ZM18 28H20L19 30H18ZM42 28V29H41ZM44 28V29H43ZM45 28L46 29H48V30H46V31H43V30H45ZM105 28L107 29V30H105ZM2 29V30H1ZM115 29H116V33H115ZM103 30V29H102ZM4 31V32H3ZM48 31V32H47ZM108 31V32H107ZM62 34H59V35H61L60 37H62V36H64V33L62 32V31H60ZM101 32V36H105L104 35V33H102ZM18 33V34H19ZM97 33H99V34H97ZM11 34H15V33H11ZM39 34H40V36H39ZM50 34V33H49ZM112 34V33H111ZM111 34H109V38H110V44H111V42H113V41H111L112 40V36H111ZM6 37H5V36ZM7 35H8V32H7ZM43 35V36H42ZM117 35H118V33H117ZM117 35H115L114 36V42H113V44L115 45V41H116V45H115V47L117 48V50H116V48L115 47H112L111 48V52L110 53H113V55H114V52H115V59L117 60V58H120V57H118L119 55L122 57V59H121V62L122 61H124V59L127 61V62H129V63H127V65H126V61L125 62H123L122 63V65L125 63V65H126V67L128 66H130V65H128V64H130V62L131 61H129V60H135V58L132 56V55H129V57H131V58H129V59H126L127 58V56H128V54H129V52H125V51H122V49H121V47H122V42L121 41H119V44H118V40H116V39H120V38H117V37H119V36H117ZM46 36V37H45ZM70 36V35H69ZM98 36V38H97V40H96V38L94 39V40H92V42H94V43H97L99 46H100V49L98 50L97 49V47H99V46H95V44L94 43H92V44H94V45H92L91 44V47H93V46H95L96 48H94L93 47V51L95 50V49H97V51H100V52H98V53H96L97 55H98V57H97V55H96V58L93 56V54H91V51L89 52V50L91 49V47L88 45V46H85L86 48L85 49H83V48H78L79 50L81 49V51L82 52H84V50L86 51L87 49H89V50H87L88 52H89V56H87V57H85V56H83L82 54H81V57L83 56V58L85 57L86 58V60L87 59H89L87 62H90V60H92V58H90V55H91V57H93L94 58V61H95V59H97L96 60V64H98V62H99V60H102V61H100L101 63H99L98 64V66H97V69H98V67L99 68H102L101 69V71H99V75L98 76H96L95 77V75L97 74L96 72L94 73V76H93V78H90V79H95L94 81L93 80H89V83H91V86H92V83H93V88L92 87H90L89 88V86H86L87 87V89L89 88V89H91L92 88V90L91 91H93V95H91V91H89V89H88V91L86 90V87H85V90H80V88H82L81 87V83L80 82H77V84L78 83H80V85L78 84V86L80 87V88H78V89H76V87H74L75 85H73V86H69L70 84H69V82H71V80H69V78H71L72 79V77H73V74H72V72H75L76 71V69H74V67L73 68H71L70 69V75H72V76H70L69 78H65V79H68V80H63V82L65 83V84H67L68 86L66 87V85L64 86H62L61 85V87H64L63 88V92L65 91V92H67V90H65V89H71V93H64V95H66L65 97L64 96H61V95H63V92H62V89H61V87L59 86V89H61L60 91H59V89L57 88V87H55L54 86V84L56 85V83H59V81L58 82H54V84H53V86H54V88H55V90H57L56 92H58L59 91V96L60 97H62V102L63 101H65L64 99L66 98V101L68 102V106H71V105H69V101H71V103H72V107H68V109H66V111H67V113H69L70 111H69V109L71 110V108H72V110L74 109V107L76 106L75 104H77L79 107L82 105V107H83V105H84V107H85V102H88L87 104H88V106H90V104H89V101L91 100V103H94V104H91V106L89 107L90 109L88 110V107L86 106V108L85 109H87L89 112H87V110H85L84 108H82L81 107V109H79V107L78 106H76L78 109H79V111H76V114H77V112H79L80 113V111H81V114L82 115H84V116H81L83 119H84V117H86V116H91L90 114H92V118L90 117V119H92V120H90V122H94L93 123V128H94V125L97 123L96 121H98V120H100V119H102V120H100L99 122H100V125L101 126H103V127H101L100 125H99V122L97 123L101 128H98L99 126L98 125H96V128H97V130L99 129V131H95V128H94V130H92V132L93 131H95V132H98V134H100L101 135V137H102V139H104V141H103V145L105 146V147H107L108 148V150H110L111 152H115V153H118V152H121V150H125V151H127L131 156H132V158H133V162H134V166H138L139 167V169L140 168H142V167H145L147 170H149V171H151V176H154V177H156V176H160L161 178H163V181H162V179H161V182L159 183L160 184V186H157V188H155V189H152V190H150V193L149 192H144V190H141V189H139L140 191H142V192H144L143 194H144V196L142 195V193L137 189V195H139L140 194V196H141V199L143 198V199H148L149 198V195H151V196H153L154 198H153V200H155L154 202H155V207H156V205L158 206V207H156V209L153 207V205H150L151 204V202H150V204H147V206L149 205V208H150V210H151V207H153L152 208V210L149 212V214L150 213H154V211H156L155 212V214H157V215H155L154 214V218H156L157 220H159V224H160V222H161V224H162V227H164L165 229H163L162 228V232H165V230H166V232H165V236H162V237H160V232H161V224L159 225L158 224V226H159V228H157V225H156V223H158V222H156L155 221V219L153 218V224H155V225H153L155 228H157L156 230H157V233H158V231H159V234L157 235V236H159V240H157L158 238L156 237V235H154V240L156 239L157 241H162V239H163V237H166L165 239H164V241H166L167 240V236L168 235H173V233H177L176 235H178L179 233H180V235H178V236H181V237H186V239H185V241H186V244L189 246L190 244H192L193 243V241H194V243H196V247H197V253H198V256H199V258H200V264H232V263H234V261L232 262L231 261V259L233 260V256H234V253L236 252V251H238L237 252V254H236V257H238L239 256V258H241V260H242V262H243V264L245 263V264H248V262L251 264V261H252V259H254V258H260L261 259V261H260V259H259V261H260V263H258V264H264V262H262V260H264V163H262L261 162V158H260V154H258V153H261V157H263L264 155V153L262 154V152H264L263 151V149H261V148H263L264 147V144H263V142H264V139H263V137H264V133L263 132H261V131H264V129H262L261 130V128H264V121H261V119L263 118V117H261V118H259L260 119V121L261 122H259L258 124H259V127H257V132H256V126H257V124H256V126L254 125V123L256 122H258L257 121V119H258V116L260 117L261 115H258V114H262L263 116H264V112H262V113H257L258 112V109H257V107L253 104L252 105V100H253V97L255 98V96H253L252 97V95H250L249 97H248V100H247V102L245 103L246 105H240L239 106V108L240 109H244L245 108V110L246 111H244V112H246V113H249V115H252V114H255V113H257V114H255L254 116L252 115V116H249L248 114L246 115V113H245V115H244V112L241 114V111L242 110H239V108L237 107L236 109L235 108H233V105H234V103L235 102H237V104L239 105L242 101H240V103L238 102L239 101V99L242 97L241 96V94H240V92H241V88L239 89V90H236V91H234V93L233 92H231V95H233V97L234 96H236V94H237V92L239 93V95L241 96H238L237 95V97L236 98H233L231 95H229V93H227V95L225 94V93H223L222 91H221V89H218V85H219V82H217V81H214L213 79L215 78V77H217V76H215V75H217V70H216V66H213V63H211V67L210 66H208V64H210L209 62L211 61H209L208 62V59H207V63H204V62H197L196 60H194L195 59V57H193V61H190V59H192V53H195V52H193V51H196L195 49H197L196 47V44H193V46L191 47V45H189L190 46V52L192 51V53L189 55V53H188V55H187V53L185 52L184 54H182L183 55V57H182V55H180V54H177V55H175L174 54V51L176 50V51H178L179 50V52L182 50V52L183 51H185L184 49H185V46H180L181 44H179L177 41L175 42V40H173V39H171L170 41V47H171V49H169V50H166L168 47L166 46V44H163V43H161V41H159V42H157L156 44H154L153 45V43H152V46H159V48L161 49V50H166V51H169V52H171V58H170V56H168V55H160L159 57L158 56H156L155 58L153 57L154 55L153 54H150L151 52H149L148 51V53L149 54H147V50L145 51V54H147L146 55V57L144 58V60H143V62L145 63V64H143L141 61H139L140 60V57L142 58V57H144L145 56V54H144V56H140V55H142L143 53H138L137 55H138V57L136 58L139 62V64H141L142 63V66H144V67H142V70L144 69V68H147L146 66H148L149 68H147V69H149L148 71H143L144 72V74H145V72L147 73L148 72V74H146L145 76L147 77V80H148V82L150 81V86H149V88L151 87L152 89H154V90H152L151 88L149 89V88H147L148 87V85H149V83L147 84V82H146V84H144V83H141V82H143V80L139 83V81H138V83L140 84H137V79H139L140 77H138L137 76V79L135 80H132L131 78H135L136 77V74L137 73H142L141 72V69H140V71L138 70L140 67L137 65V67L135 68L134 66L136 65L135 63H134V66H132V71L135 73V75H133L134 73H132V71L130 70V72H131V74L132 75H130V72H128L129 71V68L127 69L126 67H125V65H123L124 66V68H126L127 69V71L124 69V68H122L123 70H119V68H121L122 67V65H120V59L117 61V63L118 62H120V63H118L119 65H120V67H118L116 64H114L115 63V61L116 60H114V58L113 59H110L109 57H111L112 56V54H110L109 53V48L110 47H108L109 45H108V43L107 42H103V41H105V40H103V39H105L106 37H102V39H99L100 37ZM117 36V37H116ZM33 37V36H32ZM33 37V38H34ZM59 36H57V38H58ZM59 37V38H60ZM96 37V36H95ZM4 38V39H3ZM16 38V39H15ZM28 38V39H27ZM29 38H31V37H25V40L27 41V42H29ZM56 38V39H57ZM58 38V39H59ZM109 38L107 37V40L106 41H108L109 40ZM116 38V39H115ZM6 39H8V40H6ZM19 39V41H21L22 42V44H21V42L19 43V41L17 42V40ZM42 39V40H43ZM71 40V39H70ZM95 40H96V42H95ZM100 40H103V41H101V42H103L102 44H105L106 43V45H102L101 46V42L99 43V41ZM16 41V42H15ZM37 41V40H36ZM38 41L39 42H33L32 43V47H33V49L35 50V51H37L35 54H37V53H39V55L41 54V56L42 57H46V54H45V52L44 51H42L41 52V50H43V45L41 44L40 45V43H42V41L41 40H39L38 39ZM59 41V40H58ZM173 41V42H172ZM109 42V41H108ZM3 43V44H2ZM10 43H11V45H10ZM15 45H14V44ZM19 43V44H18ZM172 43H174V45L172 44ZM177 43H178V45H177ZM9 44V45H8ZM13 44V45H12ZM96 44V45H97ZM112 44V45H113ZM150 45H151V43H149ZM148 44V45H149ZM158 44V45H157ZM161 44V45H160ZM1 45H0V47H1ZM4 45V46H3ZM18 45V46H17ZM42 46L41 48H40V46ZM57 45H60L59 43L57 44ZM62 45V44H61ZM70 46H71V49H73V52L75 51L74 50V48H76V44H74V45H71V44H69ZM112 45H110V46H112ZM113 45V46H114ZM11 46V47H10ZM12 46H13V48L15 47V49H13L12 48ZM73 46H74V48H73ZM104 46V47H103ZM108 48H107V47ZM121 46V47H120ZM151 46V47H152ZM161 46V47H160ZM178 46H180V49H179V47ZM20 47V48H19ZM60 47V46H59ZM64 47V46H63ZM65 47H67V45H65ZM82 47V46H81ZM89 47V48H88ZM118 47H120V48H118ZM174 47H176L175 49H174ZM205 47V48H204ZM210 47V45L209 46H207V45H205V46H203V48L204 49H207V48H209ZM10 48V49H9ZM16 48H19V49H16ZM7 49H9V51H11V49H12V53H10L9 54V51L7 52ZM60 49H61V47H60ZM69 49H70V47H69ZM109 49V50H108ZM112 49H114V50H112ZM127 48H125V50H126ZM210 49V48H209ZM0 50H2V49H0ZM13 50L15 51L14 53H13ZM64 50H66L65 48H64ZM68 50V49H67ZM122 51V55L121 54H117V52L118 51ZM128 51H129V47H128V49H127ZM172 50V51H171ZM39 51V52H38ZM80 51V52H81ZM102 51H105V53L106 52H108V53H106L107 54V56H109L108 58L109 59H107V56H106V54H104V53H102ZM117 51V52H116ZM5 52H7V54L5 53ZM79 52V53H80ZM88 52H86L85 54H87ZM95 52H96V50H95ZM1 53V52H0ZM44 53V54H43ZM63 53H64V51H63ZM79 53H76V54H78L79 55ZM101 53H102V57L104 58V60L103 59H101L102 57H99L100 55H101ZM124 53V54H123ZM6 54V55H5ZM12 54V55H11ZM67 54H68V52H67ZM66 54V55H67ZM75 54V53H74ZM84 54V55H85ZM125 54H127V55H125ZM2 54H1V57L3 56ZM38 55V54H37ZM77 55V56H78ZM118 55V56H117ZM126 56V58H124L125 56ZM185 55H187L188 56V58H187V56H185ZM12 56L13 58H10V57ZM16 56V57H15ZM77 56H75V55H73V58H75L76 60H74L73 58V60H74V63L73 64H71V65H75L76 63H75V61L77 62V64H78V62H80L81 61V59H82V62L84 63H81V65H80V67H81V69L80 70H78L79 71V74L80 75H78V71L77 72H75V73H77V74H75L74 73V77H73V80H75L76 79V77H77V79H79L80 80V78H82L83 79V77H85V74H86V76H88L90 73L88 72V70H90L89 68H87L85 65L87 64V63H85L86 62V60L84 59L83 60V58H81L80 56V58L81 59H77L76 57ZM106 56V57H105ZM140 56V57H139ZM151 57V60H150V58L148 59V57ZM165 56V57H164ZM167 56V57H166ZM180 56L182 57V59L180 58ZM190 56V57H189ZM193 56H194V54H193ZM0 57V59L3 61V64L2 63H0V96H1V100H0V107H2V108H0V113H2V110L1 109H3V114H1L0 115V118L1 117H3L2 119H0L1 121H0V147L2 146V148H0L1 150H0V152H2L3 153V151H4V153H6V155H5V157H4V160H6L7 161V159L8 160H10V159H13L12 161H9L10 162V164H13V165H15L16 164V166H17V162H19V160H23L25 157H26V155H27V158H25V159H30V157H34L35 159H38V158H40L41 156H39V155H41V154H48V151L49 150H51L52 152H54V153H56L57 151H56V149H54L55 147H57V149L58 148H60L62 145H64L65 144V146H63V152H64V150H67V149H69V150H67V151H65V153H63L62 152V150H61V148L60 149H58V152H57V155H59V157H57V158H59V160L58 161H60V162H58L57 161V163L58 164H60L61 163V165L59 166L58 164H56V169H58V167L57 166H59V170H61V171H64V170H66V169H68L67 171H68V173L67 174H64L63 175V173H65V172H67V171H64L63 173L61 172V171H59V173L57 174V175H55V176H58V177H60V179L61 180H58V177H57V180L60 182H62V183H64L62 180H64V181H66L65 183H67V175L69 174V172L71 171V170H69V169H75V175L79 178V179H76V176L72 173V172H70V174L69 175H71L70 177H71V179H72V177H73V179L71 180L70 179V177L68 176V179H69V181H68V183L69 182H71V181H73L74 179L75 180H78V181H73V182H75L76 183V185L78 186V184H80V185H83V184H85L83 181L84 180H82L83 179V176H84V179H85V182L87 183V186L86 185H83V188H81V186L79 185L78 187H80V188H78L79 190L80 189H85V191L87 190V193L88 192H90V191H92L94 188H92V189H90V190H88L91 186H94V187H96L95 185H96V183H97V185L98 184H100V183H102V182H108L109 181V183L107 184V185H109L108 187H107V185L106 184H104V185H106L105 187V189H107V190H109V191H107V192H110V190L111 189H109V187H110V185H111V187L110 188H115V186H116V188H117V185L118 184H122V185H120V186H122V188H123V186L124 187H128V189H130V190H136V188L134 187V189H131V188H129V187H132V186H125V185H123L124 184V181L121 179L124 175H117V174H115L112 170H115L113 167H112V169H111V171L109 172V174L112 176V177H110L109 176V174H106V172L102 169V171H104V172H102L101 171V169L99 170V172H98V170L96 169V171L97 172H95V170L94 169H92V171L93 172H95V174H94V178L93 177H88V176H90V171L88 172V170H90L91 169V167L92 166H89L88 165V167H90V169L89 168H87V165L86 164H88L89 162L87 161L88 160V157H90V154L89 153H93L94 151V149H93V146L95 147V150L98 148V150H96V152L94 153V154H101V151H103V150H101L100 151V149H102L104 146L102 145V144H100L102 141V139L100 140V139H97L98 137H94V139L96 140V142L92 139V138H90V139H92V142L90 141V139H89V137L91 136V133L90 134H87L88 132H90L91 130V128H92V124L90 125L91 126V128L90 129H86L85 128V126L86 125H84V121H85V119L83 120L81 117H80V115L81 114H75V110H71L72 112H70L71 114H70V116H73V115H75V119H76V121H81V122H79V126L77 125V123H76V121H75V119L74 120H72L73 119V117H70V116H67L66 114H65V112H64V107H67V105L65 106V105H63V108H62V106H60V104H61V102L59 103V105H58V108H59V106L61 107V108H59L58 110L57 109H55L54 110V113H55V117H57L56 119L54 118V120H55V122H56V124H55V122H53L52 124H49V123H46V121L45 122H43L44 120H41L43 117V115L41 114V113H39V112H37V115H39L38 117H40V114H41V117H40V119L37 117L36 118V120H38L39 122H40V124L43 122V124H41V126H43L44 124H46V126H47V124L49 125V126H47V128H54L55 126H57V127H55L54 129H53V131L55 130V129H57V128H59V126L58 125H60V123H61V126H65L66 127V123H68L69 122V120H70V123H68L67 125V127L69 128V127H71L70 129H73V132L71 133V134H69L70 133V130H69V132H67L68 131V128H67V130H66V128H63L64 130V132H67V134L66 133H64L61 129L62 128H59V130L60 131H62V135H63V133L65 134V135H63V136H66L67 138H68V140H70L69 142H68V144H70V146L68 145V144H66L67 143V138L65 139V137H64V141H63V136L62 135H59V133H61L60 131H59V133L57 132H55V131H58V129L57 130H55L54 132H55V134L54 135H51L50 134V136L51 137H53V140H52V138L50 139V137H49V134H46V133H54V132H52V131H50V129H48V131L46 132V130H47V128H46V126L44 125V128H45V131L43 130V129H40V128H38L39 126H37L38 125V123H37V121L35 122L34 120L35 119H33L32 117H30V116H24V117H22V115H21V117H19V115H14L13 113H12V111H14L15 110V108L17 109L18 108V106H20V104L19 103H21L22 105L23 104H25V105H30V106H32L33 104H34V106L35 105H37L36 103H38L39 105H41L42 104V102H44L43 100H41V104H40V101H36V98L37 97H39L40 95V93L38 94V91L39 92H42L43 93V91H44V86H45V84H42V82H34V80H36L35 79V77L34 76H32V78L34 79L33 80V82L34 83H36V84H34L33 83V85L31 84L32 83V81H31V83H29L30 85H32V87H31V91L33 92V90H34V92L33 93H37L39 96H37L36 95V98H33L31 95H33V93H31V91L29 90L30 89V85H29V88H26V87H28V84H27V86H24L25 84H22L21 82L24 80V79H22V81L21 82H19L21 79H20V77L18 76V79H19V81L17 82V78H15L13 75H12V73H11V68H12V63L11 64H9V62H8V60H7V62H5V60L4 59H7L6 57L3 59V58H1ZM78 57V58H79ZM89 57V58H88ZM175 57V58H174ZM185 57V58H184ZM18 58V60L20 61L21 59H19ZM100 58V59H99ZM105 58H106V60H105ZM146 58H147V60H146ZM161 58V59H160ZM170 58V59H169ZM11 59V60H10ZM158 59V60H157ZM175 59H176V62H174L175 61ZM180 59V60H179ZM186 59L188 60V61H190V63L189 62H186ZM17 60V61H18ZM80 60V61H79ZM107 60H110V63H108L107 64ZM134 60H133V62H134ZM23 61V60H22ZM93 61V62H94ZM105 61H107V62H105ZM113 61V62H112ZM136 61V60H135ZM177 61H178V63H181V64H178L177 63ZM1 62V61H0ZM93 62H91V63H93ZM132 62V63H133ZM148 62H149V64H148ZM186 62V63H185ZM193 62V63H192ZM206 62V61H205ZM214 62V61H213ZM8 63L9 65H6V64ZM19 63V66L21 67V62H18ZM94 63V64H95ZM131 63V64H132ZM137 63V62H136ZM137 63V64H138ZM177 63V64H176ZM204 63V64H203ZM215 63V62H214ZM89 64V63H88ZM94 64H93V66H94ZM96 64H95V67H96ZM101 64V65H100ZM111 64H112V66H113V68H112V71L110 70L111 69ZM148 64V65H147ZM191 64V65H190ZM199 64V65H198ZM210 68V69H214L215 71H213V73H214V75H211V74H213L211 71L212 70H207V69H204V68H207V66ZM12 65V66H11ZM70 65V66H71ZM215 65V64H214ZM4 66V67H3ZM5 66H9V68H10V70H9V74L10 75H12V77H10V75L8 74V67H6L5 68ZM17 66H18V64H17ZM76 66V65H75ZM87 66H89V65H87ZM100 66H102V67H100ZM116 66V67H115ZM19 67V68H20ZM23 67V66H22ZM21 67V68H22ZM77 67L78 68H80L79 67V64L77 65ZM83 67V68H82ZM85 67V68H84ZM115 67V68H114ZM134 67V68H133ZM215 67V68H214ZM76 68V67H75ZM117 68V69H116ZM131 68V67H130ZM74 69V70H73ZM83 69V70H82ZM87 69V70H86ZM97 69H95V71L97 70ZM113 69H115V70H113ZM135 69V70H134ZM136 69L138 70V72H135L136 71ZM22 70H23V77L22 78H24V74H26V72L24 71L25 69L24 68H22ZM72 70V71H71ZM86 70V71H85ZM100 70V69H99ZM116 70H118V72H116ZM114 71V72H113ZM120 71V72H119ZM124 71V72H123ZM115 72H116V74L118 73V76L120 75V77H123V78H126L127 76L128 77H131V78H126V79H131V81L129 80L127 83H126V85H124V87L125 88H127L128 86H130L129 87V89L127 90V89H125V88H123V85H122V82H124L125 80H122V82H121V78L120 79H118V76L115 74ZM126 72H127V74H126ZM211 74H210V73ZM89 73V74H88ZM122 73H124L123 75L124 76H122ZM128 73H129V75H128ZM140 73L139 74H137V75H140ZM28 74H30V73H28ZM28 74H26L25 76L26 77H31V75L29 76ZM92 74V73H91ZM143 74V73H142ZM143 74V75H144ZM5 75L7 76V77H5ZM76 75H78V76H81V77H79L78 78V76H76ZM127 75V76H126ZM8 76L11 78H8ZM83 76V77H82ZM132 76H134V77H132ZM141 76V75H140ZM212 76H215V77H213L212 78ZM25 77V78H26ZM90 77V76H89ZM89 77L87 78V79H85L84 78V80L85 81H88V79H89ZM144 77V76H143ZM3 78H4V80H5V78L6 79H8L9 81L10 80H12V82L10 81H8V80H3ZM12 78H14V80H16V82L12 79ZM29 79H31V78H29ZM81 79V81L83 82V80ZM141 79H143V78H141ZM146 78H144V80H145ZM217 80H218V78H216ZM215 79V80H216ZM25 80H27V79H25ZM146 80V81H147ZM3 81V82H2ZM13 81H14V83H13ZM28 81V80H27ZM26 81V82H27ZM77 81V80H76ZM93 81V82H92ZM96 81H97V83H98V85H99V87H100V92H99V87H98V85H96V84H94V83H96ZM121 83H120V82ZM136 81V82H135ZM1 82H2V84H1ZM9 83L10 84V87H8L7 85H9V84H7V85H5L6 83ZM24 83H26L25 81H23ZM63 82H60V84H62ZM133 82H135L134 83V85H138L139 87H140V89H141V91L143 92V90L146 88V90H147V92L148 93H146V90H145V92L143 93V95H144V97H145V101L142 103V104H138V105H136V102L134 101L133 103H131V100H132V98H130L131 96H129V98L128 97H126V96H128L127 95V93L126 92H128L129 93V95H131L130 94V90L132 89V87L134 86L133 85ZM152 82V83H151ZM215 82V83H214ZM4 83V84H3ZM19 83H21V85H22V88H26L27 90H29L28 92H30L29 94L28 93H26L27 91H25V89H22L21 88V92L23 93V96H21L22 95V93L21 92H18V90H20V87H21V85L19 84ZM37 83H39L38 85H37ZM63 83V84H64ZM74 83H75V81H74ZM73 83V84H74ZM89 83H85V85H87V84H89ZM129 83V84H128ZM13 84H15V86L16 87H18L19 85H20V87H18V89H15V86L13 85ZM17 84V85H16ZM59 84V85H60ZM76 84V83H75ZM76 84V85H77ZM119 84H121L120 86H122V88H123V91H125L126 90V94L122 91V89L120 90L119 88H117V87H119ZM123 84H125V83H123ZM131 84H132V86H131ZM142 84H144V85H142ZM214 84H216L215 85V87H216V89H217V91H216V89H215V87H214ZM35 85H37L36 87H35V89H33L32 90V88H34V86ZM39 85H41V86H43V87H40ZM58 85V84H57ZM71 85H72V83H71ZM82 85L84 86V83H82ZM128 85V86H127ZM152 85V86H151ZM154 85V86H153ZM1 86H3V87H1ZM218 86V87H217ZM13 87H14V89H13ZM40 87V89H42V90H38L37 91V89ZM66 87V88H65ZM73 87V88H72ZM94 87H95V89H94ZM154 87V88H153ZM208 87H210V88H208ZM2 88H3V90H5V91H3L2 90ZM8 88V89H7ZM11 90H10V89ZM84 88V87H83ZM98 88V90H96ZM206 88V89H205ZM208 88V89H207ZM221 88V87H220ZM72 89L73 90H76V91H74V92H72ZM95 90V92H94V90ZM118 89H119V91H122L123 93V95H121V96H125V99H126V101L124 102L125 104H123L122 102L124 101V98L123 99H119L121 96L119 95V92H118ZM143 89V90H142ZM213 89V90H212ZM7 90H9L10 92H11V94H10V96H9V98H8V95H9V93L10 92H6ZM152 90V91H151ZM211 90V91H210ZM2 91V92H1ZM86 93H85V92ZM151 91V92H150ZM154 91V92H153ZM5 92V93H4ZM55 92V93H56ZM90 92V93H89ZM227 92V91H226ZM258 92H259V87H258ZM3 94V96H6L7 95V98H3V96H2V94ZM62 93V94H61ZM83 93H85V94H83ZM90 94V96H91V98H93V101H92V99L90 98L89 99V94ZM96 93V94H95ZM216 94V96H215V94ZM220 93V95L219 96H223V95H226L227 96V98H229L230 96H231V98L230 99H228V100H226L225 102L222 100V101H218V99L217 98H215V97H217V94H219ZM221 93H223V95L221 94ZM14 94H16V97H15V95ZM18 94L20 95V96H18ZM121 94V93H120ZM125 94V95H124ZM146 94V95H145ZM27 95H29L30 97H31V101H32V99H33V101L32 102H30L29 100H28V96ZM83 95H84V97H83ZM87 96V98H85L86 96ZM98 95V99H97V101L95 100V98H96V96ZM118 95H119V97H118ZM229 95V96H228ZM20 97V99H22V100H25L24 102L21 100H19V99H17L18 97ZM25 96H26V99H25ZM45 97L44 96V93H43V95L41 94V97ZM56 96H57V94H56ZM77 96V97H76ZM81 97L82 96V98L81 99H83V102H82V100H80V102L81 103H79V99L77 100V98L78 97ZM156 96V97H155ZM11 97V98H10ZM22 97V98H21ZM34 97H35V95H34ZM41 97H39V100L40 99H42ZM58 97V96H57ZM95 97V98H94ZM239 97V98H238ZM68 98V99H67ZM85 98V99H84ZM153 98H155V100H158V103H157V101H155V102H153ZM44 100H45V98H43ZM60 100V98L58 97V98H56V100H55V98H54V100L55 101H57V100ZM86 99H87V101H86ZM129 99H131V100H129ZM37 100H38V98H37ZM96 102H98L97 104H95V101ZM100 101V105H99V101ZM123 100V101H122ZM128 100L130 101V103L128 102ZM216 100V101H215ZM231 100H234L233 102L234 103H231ZM27 101H28V103H27ZM65 101V102H66ZM77 101H78V103H77ZM119 101H120V103L124 106L125 105V107L124 108H122L121 107V105H120V103H119ZM122 101V102H121ZM133 101V100H132ZM204 101H206V104L208 105V106H211L212 104L214 105V110L212 109V113H211V115H212V117H211V120L212 119H214L213 118V116L215 117L217 114H218V112H219V110L221 111V109L223 108V104H225L226 102V104H228V106H225L224 105V107H226L227 109H226V111L228 110V112H229V110L231 111V113H235L234 115H232V116H234V117H232L231 116V113L229 114L228 113V115H230L229 117H227V114H226V118L227 119H229L230 118V120L227 122V124H229L228 125V127L229 128H226V129H228V130H225V121H227V119L225 120H223V122H222V125H220V126H218V127H222L224 124V127H222L221 129H219V128H216L217 126H216V124H213V125H215V126H211L208 122L209 121H204V120H200L199 118H198V116H195V118H194V122H193V120H192V118H191V114H189V111L191 112L192 110H194L195 108H196V106L197 105H199V103H203ZM210 101L212 102V103H210ZM214 101H215V104H214ZM222 102L223 104L222 105H220L221 103H216V102ZM228 101H229V103H228ZM254 101H255V99H254ZM26 102V103H25ZM30 102V103H29ZM36 102V103H35ZM128 102V103H127ZM248 102H250L249 104H251V107H248V108H246V106H249V104H248ZM31 103H33L32 105H31ZM58 103V102H57ZM64 103V102H63ZM127 103V104H126ZM65 104V103H64ZM154 104H158L157 106L155 105L154 106ZM211 104V105H210ZM248 104V105H247ZM7 105V106H6ZM12 105H14V106H11ZM17 107H16V106ZM94 105H97V108H96V106H94ZM218 105H220V107L222 106V108H218L217 106ZM10 106V107H9ZM216 106V107H215ZM231 106V107H230ZM235 106H236V103H235ZM243 106H244V108H243ZM253 106V107H252ZM76 107H75V109H76ZM93 107V108H92ZM229 107H230V109H229ZM255 107V108H254ZM4 108H6L5 110H4ZM7 108H9V109H7ZM250 108V109H249ZM14 109V110H13ZM63 111H62V110ZM94 109H95V111H94ZM122 109H124V111L122 110ZM163 111H162V110ZM224 109V108H223ZM222 109V112H223V114H222V112H220L222 115H224V110ZM249 109V110H248ZM9 110V111H8ZM10 110H12V111H10ZM64 112V114H65V116L63 115V113L61 112ZM165 110H167L166 112H168L169 110V112L168 113H166L165 112ZM247 110H248V112H247ZM251 110V111H250ZM6 111H8V112H6ZM56 111H57V113L59 112L60 113V117L61 118H59V113L57 114L56 113ZM98 111V112H97ZM162 111V114L165 112V114H168V115H170V116H172V117H170V116H168V115H165V114H163L164 115V117H163V115H161L164 119H163V123H165V119H166V125H156V123H157V121L159 122L160 120H161V124H163L162 123V117L160 116V112ZM237 111V112H236ZM253 111V112H252ZM255 111V112H254ZM95 112V113H94ZM124 112V113H123ZM8 113H10V114H8ZM39 113V114H38ZM53 113V114H54ZM74 113V114H73ZM90 113V114H89ZM98 113V114H97ZM160 113V114H159ZM219 113V114H220ZM252 113V114H251ZM56 114H57V116H56ZM73 114V115H72ZM96 114V115H95ZM100 114V115H99ZM216 114V115H215ZM236 114H240L239 115V117H240V119H241V116H242V119L241 120H244V126L242 127L241 125V123H238L237 121H238V119H239V117H238V119H236V117L238 116V115H236ZM8 115H9V117H8ZM14 115V116H13ZM63 115V116H62ZM95 115V117H96V119L97 120H95V117H94V119H93V116ZM98 115H99V117L101 116V118L99 119V117H98ZM5 116H7V117H5ZM76 116L77 117H80V118H76ZM243 116H244V118L245 119H243ZM247 116H249L247 119H249L250 117H251V119L254 121L255 120V117L257 116V118H256V120H255V122L253 123V121H252V124L251 123H249L248 121H247V119H246V117ZM14 117V118H13ZM16 117L18 118V119H16ZM30 117V118H29ZM69 119H68V118ZM252 117H254V119L252 118ZM6 120H5V119ZM9 118H10V120H12L13 119V121H15V122H13V121H8L9 120ZM20 118H22L21 120L22 121H20ZM64 118V120H62V122H60L61 121V119H63ZM70 118H72V119H70ZM122 118V119H121ZM180 118H183V120L188 124L187 125V128H189L190 130H188V132L187 133H185L183 136H182V138H183V140H182V138H181V140H180V138L178 137H176L178 134V131H177V127H178V125L179 124H177L176 122L174 123L173 121H177V120H180ZM233 118H234V125H232L233 126V128H232V126H230L232 123H230V121L231 120H233ZM29 119H31V120H29ZM32 119H33V121H32ZM60 119V120H59ZM78 119V120H77ZM172 119V120H171ZM174 119V120H173ZM236 119V120H235ZM239 119V120H240ZM258 119V120H259ZM23 120H24V122H23ZM27 122H26V121ZM31 121V123L30 124H32L33 126V128H31V129H33V130H35V132L33 133V135H37V139H38V141L36 140V142L34 141V143H35V145L37 144V142H39L40 140H41V138L43 137L44 139H42V143L43 142H45V141H47V142H45V144H43V145H41L42 143H41V141L37 144L38 146V148H41V149H39V150H41V151H39V150H37L38 148L35 146V148H34V146L32 147V145H30V144H26L27 142H28V140H27V138L25 137L24 139H17V137H18V133H22L23 131H24V129H26L27 130V128H30L31 126H27V124H29L28 122L29 121ZM57 120H59V122L60 123H58L57 122ZM65 120H67L66 122H65ZM119 120H124V124L125 125H122V126H120V124H121V121L119 122ZM247 122H246V121ZM263 120H264V118H263ZM4 121V122H3ZM7 121V122H6ZM18 121V122H17ZM88 121H89V118H88ZM87 121V126H89V122ZM251 121V120H250ZM21 122L22 123H24V124H21ZM65 122V123H64ZM72 122V123H71ZM96 122V123H95ZM169 122H171V123H169ZM207 122V123H206ZM225 122V123H224ZM237 124H236V123ZM5 124V127H4V125L2 126V124ZM10 123V124H9ZM21 125H20V124ZM36 125H35V124ZM80 123H82L81 125H80ZM86 123V122H85ZM122 123V124H123ZM168 123H169V126H168ZM172 123H174V124H172ZM242 123H243V121H242ZM246 123H247V126L249 127V126H251L249 129L246 127ZM262 123V124H261ZM12 124L14 125V124H16V126H14V127H12ZM29 124V125H30ZM58 124V125H57ZM62 124H65V125H62ZM78 126V127H76V125ZM118 124H119V126H118ZM241 124V125H240ZM251 124V125H250ZM23 125H24V127H23ZM25 125L27 126V128L25 127ZM69 125H72V126H69ZM74 125V126H73ZM199 126V128H201V129H199V128H197L198 126ZM206 125V126H205ZM209 125L212 127H209ZM236 125H240V126H236ZM10 126V127H9ZM36 128H35V127ZM51 126H53V127H51ZM60 126V127H61ZM82 126H84V127H82ZM86 126V127H87ZM189 126V127H188ZM252 126H253V128H254V131H253V128H252ZM263 126V127H262ZM16 127V130L14 129ZM17 127H18V129H17ZM21 127V128H20ZM72 127H76L77 128V130H79V132L81 133H75L74 132V130L76 129H74V128H72ZM117 127L120 129V127H124V129L123 128H121L120 129V131L121 132H119L118 131V133L119 134H121L120 136L122 137H120L122 140H119V138L118 137H116L117 135H119V134H117V130H119V129H117ZM205 127V129H202V128H204ZM207 127H209L208 129H207ZM226 127H227V125H226ZM4 128V129H3ZM5 128H7L6 130H5ZM23 128V129H22ZM80 128H85V130H90V131H84V130H80ZM88 128V127H87ZM195 128H197V129H195ZM215 128L216 129H218L219 130V132H221L222 131V129H224L225 131L224 132H226L227 134H228V132H229V134L228 135H226L225 136V133L223 134L224 135V137H223V135H222V139L224 140V142L221 140V139H219V140H221V143L219 142V140H218V138L220 137L219 135V132H218V130H215ZM231 128V130H229ZM235 128H237V129H235ZM242 128H243V130H242ZM244 128L246 129L245 131H247V133H248V131H249V133H251L252 135H249V133L247 134V133H244L245 131H244ZM14 129V130H13ZM37 129V130H36ZM38 129H39V131H38ZM100 129H102V130H100ZM195 129V130H194ZM233 129V130H232ZM239 129L240 130H242V132L241 131H239ZM248 129V130H247ZM251 129H252V131H251ZM259 129V130H258ZM5 132H4V131ZM19 130V131H18ZM22 130V131H21ZM40 130H42V131H40ZM103 130H104V133H102L103 132ZM116 130V131H115ZM197 130V131H196ZM202 130V131H201ZM205 132H204V131ZM221 130V131H220ZM235 130V131H234ZM236 130H238L239 132L237 133V131ZM2 131V132H1ZM9 131V132H8ZM11 131H13V133L11 132ZM15 131V132H14ZM18 131V132H17ZM21 131V132H20ZM72 131V130H71ZM82 131V132H81ZM211 131V132H210ZM215 131H216V133H215ZM228 131V132H227ZM244 131V132H243ZM8 134H7V133ZM41 132H43L44 133V135H43V133H42V135H41ZM86 132V133H85ZM95 132H93V134L95 133ZM209 132V133H208ZM218 132V133H217ZM232 132L234 133V132H236L238 135L237 136H240V135H242L243 137H244V139L242 138V136H241V138L239 139L238 137L236 138V134H234V135H232ZM257 133L256 135H255V133ZM258 132H261V135H263L262 136V139H263V141L261 142L260 140H262V139H260L261 138V135H260V133H258ZM1 133H2V136H1ZM3 133H4V135H3ZM6 133V134H5ZM16 133V134H15ZM195 133V134H194ZM45 134H46V136L48 137H46V139L47 140H45ZM115 134V135H114ZM207 134V135H206ZM240 134V135H239ZM259 134V135H258ZM6 135V136H5ZM8 135H9V137H8ZM11 135H13V137L11 136ZM17 135V136H16ZM56 135H58V137H56ZM72 135V138L71 139H69V137ZM81 135V136H80ZM88 135V136H87ZM90 135V136H89ZM97 136V133H95L94 135H92V136ZM100 135H98V136H100ZM157 135H161V136H165V137H167L168 139H169V141H170V143H171V146H172V150H173V152H174V154H175V157H176V159L181 163L180 165L182 166V167H184V171H186V172H190V173H192L193 172V174H195L200 180H203L204 182H205V184H206V187L208 188V190L209 189H211L212 190V187L213 188H215V187H219V188H222L223 189V195L225 196L224 198H225V200L223 201V202H225V203H223V205L225 206V207H223V208H220V210L222 211H220V212H218V214H216V215H219L217 218H218V220H217V218L215 219L217 222H213V221H215V220H213V221H211V222H213V223H211L210 221L208 222H204L202 219H199V218H197L198 217V215H197V217H196V212H194V213H192L193 211H192V208H190L189 207V202H188V200L186 199V198H188V195H186L184 192H183V189L181 188V186H182V184L180 183V182H178V180L177 179H175V178H173V177H171V176H169L166 172H165V170L164 169H162V167H161V165H160V162H159V158H158V156H157V152H156V144H157V140H158V136ZM216 135V136H215ZM231 135V136H230ZM3 136H5V137H3ZM203 136V137H202ZM212 136V137H211ZM217 136H219L218 138H217ZM233 136H234V138H233ZM259 136V137H258ZM11 137H12V139H14L15 137V139L14 140H12L11 139ZM40 137V138H39ZM54 137L55 138H58V140L57 139H55L54 140ZM81 137H87L88 139H89V142H85L86 140L88 141V139L86 138V140H85V138H81ZM209 137H211V138H209L210 139V141H209V139L208 138ZM225 137H227V138H225ZM251 137H254L253 138V142H252V139H251ZM256 137H258V138H256ZM4 139L3 141L4 142H10V140L11 141H15V143H13V142H11V143H9L10 145H12V146H10V145H7V144H4V142L2 141V139ZM8 140V141H5L6 139ZM61 140H60V139ZM123 138H124V140H127V142H128V145L126 146V145H124L122 142H120V141H124L123 140ZM207 138V139H206ZM214 138V139H213ZM221 138V137H220ZM226 139V141H225V139ZM230 138H232L233 140L235 139V142H238L239 143V141H241V143H239V146H238V149L240 148V146L242 145V147L239 149V150H237V148H236V150H233L234 148H235V146H237L238 144L236 143L235 144V142L233 141V140H230ZM249 138V139H248ZM255 138L257 139V140H255ZM48 139L50 140L49 141V143L50 142H52V143H50L52 146H53V148H51V147H49L50 145L48 144ZM82 139H84V140H82ZM211 139H212V141H211ZM216 139V140H215ZM229 139V140H228ZM238 139H239V141H238ZM245 139H247L246 141H248V142H246L245 141ZM251 139V140H250ZM260 139V140H259ZM22 140V141H21ZM23 140H25V141H23ZM56 140H57V142L58 143H60L61 145L59 146V144L56 142ZM67 140V141H66ZM100 142H98V141ZM217 140H218V142H217ZM17 141V142H16ZM20 141V142H19ZM27 141V142H26ZM61 141V142H60ZM66 141V142H65ZM83 141L85 142V143H90V145H87V144H85V143H83ZM207 141V142H206ZM228 141V143H226ZM231 141H233L234 142V144H235V146L233 145V148L231 147L230 148V145L232 146V143L233 142H231ZM244 141V143H242ZM255 141H256V143H255ZM260 141V142H259ZM65 142V143H64ZM125 142V141H124ZM205 142H206V144H207V147H205ZM231 144H230V143ZM251 142L252 143H254V144H257V142H259L255 147L253 146V144L251 145ZM17 143H19V144H17ZM47 143V144H46ZM53 143H57L56 145L57 146H55V144H53ZM100 144L102 147H100L99 145H97V144ZM185 143H190L196 150H195V153H193V154H190L189 152H188V150L184 147V144ZM217 143H219V144H217ZM248 143L250 144V145H248ZM261 143H262V145H261ZM4 144V145H3ZM14 144H15V146H14ZM22 144V145H21ZM40 144V145H39ZM94 144V145H93ZM203 145V144H205V145H203V147H202V151H204V152H202L201 150H200V145ZM226 144H229V146L228 145H226ZM244 144V145H243ZM17 145V146H16ZM20 147H19V146ZM28 145H30V146H28ZM66 145H68V147L66 146ZM86 145L88 146V147H86ZM212 145H214V147L212 146ZM221 145H225V147H226V149H231V152L230 151H228L227 152V150H224L223 151V149H222V151L224 152H221V147L220 146ZM4 146V147H3ZM16 147V148H11V147ZM40 146V147H39ZM44 147V148H42V147ZM46 146H48L47 148H46ZM89 146H92V147H89ZM97 146V147H96ZM218 146V147H217ZM247 148H246V147ZM250 146H252V148H253V150L254 151H252L251 152V150H252V148H249ZM259 146V147H258ZM263 146V147H262ZM67 147V148H66ZM213 147V149L211 150V149H208V148H212ZM216 147V149H214ZM4 148H10L9 149V152H7V149L6 150H4ZM22 150H21V149ZM24 148V149H23ZM25 148H27V149H31V151H30V149L28 150L29 152H27L26 150L27 149H25ZM37 148V149H36ZM45 148L47 149V151H44L45 150ZM49 148H51V149H49ZM65 148V149H64ZM89 148H91V152H88V156H87V158H86V150H88ZM199 148V149H198ZM204 148V149H203ZM218 148V149H217ZM257 148H259V151L258 150H255V149H257ZM15 149V150H14ZM19 150L20 149V151H17V150ZM44 149V150H43ZM54 149V150H53ZM86 149V150H85ZM93 149V150H92ZM105 150H107L106 148H104ZM208 149V150H207ZM10 150H13V151H11L10 152ZM35 150H36V152H35ZM61 150V151H60ZM206 150V151H205ZM212 152H211V151ZM218 150H220L219 152L217 151V153H216V151ZM240 150H244V151H240ZM262 150V151H261ZM18 153H17V152ZM23 153H22V152ZM89 151V150H88ZM99 151V152H98ZM196 151L197 152H199V153H197V155H196ZM207 151H208V153H207ZM233 151H236V152H233ZM245 151H247V154L249 153V156H251V155H253L254 156V159H253V157L251 156V161H255V160H259L260 162H258V163H261V164H258L257 163V161L255 162V164H254V161H253V164L252 163H250V167H248L249 166V159H250V157L249 156H247L246 154H244L243 153V156H242V152H245ZM250 151V152H249ZM256 151V152H255ZM261 151V152H260ZM31 152V153H30ZM37 152H40V153H38V155L36 154ZM42 152V153H41ZM60 152H62V154H59ZM105 152V151H104ZM104 152H102V154L104 153ZM111 152H109V151H107L106 152V154H103V155H107V153H111ZM202 152V153H201ZM214 152V153H213ZM226 152V153H225ZM237 152H239V153H237ZM241 152V153H240ZM255 152V153H254ZM12 153H14V154H12ZM17 153V154H16ZM21 153V154H20ZM24 153H26V154H24ZM49 153H51V152H49ZM91 153V154H92ZM203 153H205V154H203ZM207 153V154H206ZM212 153V154H211ZM227 153H228V157H225L226 155H227ZM230 153V154H229ZM237 153V154H239V155H235V154ZM8 154V155H7ZM9 154H11V155H14V157L12 158V156L10 155V157H9ZM18 154H20V155H18ZM23 154L25 155V157L23 156ZM29 154V155H28ZM114 153H111L110 155H113ZM195 154V155H194ZM214 154V155H213ZM219 155H221L222 156V158H221V156H220V162L219 163H213V162H215L216 160L215 159H217L218 160V156ZM225 154V155H224ZM18 155V156H17ZM22 155V156H21ZM32 155H34V156H32ZM60 155H62L61 157L62 158H60ZM199 155H203V156H200L199 157ZM209 156V157H206V156ZM215 155L217 156L216 158H215ZM234 155V156H233ZM263 155V156H262ZM8 156V157H7ZM18 158H16V157ZM38 156V157H37ZM205 156V157H204ZM211 156V157H210ZM241 158V159H239V157ZM245 156V157H244ZM249 157V158H247V157ZM259 157V158H256V157ZM6 157H7V159H6ZM21 157H24V158H21ZM37 157V158H36ZM201 157H203V158H201ZM224 157V158H223ZM235 157H237V158H235ZM21 158V159H20ZM90 158H92V156L90 157ZM205 158V159H204ZM210 158V159H209ZM214 158V159H213ZM244 158H247L248 160L246 161L247 162V164H246V162H245V167H247V169L244 167V164L243 163H241V162H243L244 161ZM61 159V160H60ZM204 161V163L201 161ZM204 159V160H203ZM206 159H208V160H206ZM223 159V160H222ZM236 159L237 160V164L235 163V161L234 160ZM242 160V161H239V160ZM15 160V161H14ZM92 160V159H91ZM200 160V161H199ZM210 160V161H209ZM212 160V161H211ZM215 160V161H214ZM229 161V163H228V161ZM234 161V165L232 166V165H230L231 163L233 164V162H231V161ZM67 162V163H64V162ZM89 161H90V159H89ZM206 161H208V163L206 162ZM222 161V162H221ZM238 161L243 165V168H241L242 167V165L241 164H239V166H238ZM250 161V162H251ZM9 162H7V163H9ZM14 162H16V163H14ZM91 162V161H90ZM140 162V163H139ZM209 162H212L211 164L209 163ZM263 162H264V159H263ZM62 163L63 164H65V165H67V166H65V168H64V165H62ZM201 163V164H200ZM258 165H257V164ZM89 164H91V163H89ZM207 165V166H205V165ZM208 164H210V165H208ZM226 164H227V166H228V164L230 165V166H228V169L226 168ZM92 165V164H91ZM203 165V166H202ZM213 167H212V166ZM253 165H255V167L253 166ZM258 167H257V166ZM259 165H261V166H259ZM262 165H263V167H262ZM63 166V167H62ZM208 166L210 167V168H208ZM254 167L253 169L251 168V167ZM60 167H62V168H60ZM95 167H97V165L95 164ZM186 167V168H185ZM229 167H230V169H229ZM260 167H261V169H260ZM64 168V169H63ZM248 168H251V169H248ZM257 168H259V169H257ZM22 169H23V167H22ZM24 169H26V168H24ZM28 169V168H27ZM63 169V170H62ZM80 169H83L84 170V172H86L85 170L86 169H88L87 170V174H89V175H86V173H84L83 172V170H82V173L83 174H85V175H83L82 173H80V175H78V172L77 171H80L81 172V170ZM108 169H106V171H107ZM119 170V172H120V169H118ZM118 170H117V172L116 173H119L118 172ZM91 171V172H92ZM219 171V172H218ZM60 172H61V175L63 176V178H61V175H60ZM100 172H102V173H100ZM72 173V174H71ZM96 173H100V175L99 174H97L96 175ZM216 173L218 174V175H216ZM222 173V174H221ZM81 174H82V179L80 178V176H81ZM92 174V173H91ZM120 174V173H119ZM123 174V173H122ZM220 174V175H219ZM73 175V176H72ZM98 175L99 176H102L103 177V179H101L100 178V180L98 179V181H101L100 183L98 182V181H96L95 183L94 182H92V179H94V181H95V179H96V176L98 177ZM109 176L110 177V179H108L109 177H107L106 178V176ZM75 176V177H74ZM85 176H87V177H85ZM92 176V175H91ZM218 176L220 177V179L218 178ZM222 176V177H221ZM106 179H108V180H106ZM88 178V179H87ZM92 178V179H91ZM99 178V177H98ZM125 178V177H124ZM80 179L82 180V181H80ZM91 179V180H90ZM105 179V180H104ZM53 181V183H54V186H57L59 189L58 190H60V191H58V194H59V196L56 194V196L54 197V199L55 200H58V201H60V200H62V198L60 199V196H63V195H60V194H62V192H61V190L62 189H60V187L62 188V187H64V185H62L61 186V184H59V182L58 181ZM88 180L91 182V183H89L88 182ZM97 180V179H96ZM104 180V181H103ZM176 180V181H175ZM44 181V180H43ZM42 181V182H43ZM41 182V184H44L45 183V181L42 183ZM56 182H58V183H56ZM79 182V183H78ZM125 182V183H126ZM178 182V183H177ZM57 185H56V184ZM67 183V184H68ZM75 183H73V184H68V185H70L71 187H76V185H75ZM78 183V184H77ZM83 183V184H82ZM67 184H65L66 186H68ZM90 184H92V185H90ZM94 184V185H93ZM179 184H181V186L179 185ZM74 185V186H73ZM44 186H45V184H44ZM60 186V187H59ZM215 186V187H214ZM85 187H87V188H85ZM98 187V186H97ZM99 187H102V188H104V186L102 185V186H99ZM183 187V186H182ZM116 188L115 189H113V190H116ZM121 188V189H122ZM73 189V188H72ZM76 189V188H75ZM78 189H76V190H78ZM105 189L103 190V191H105ZM120 189V188H119ZM123 189H125L126 190V188H123ZM75 190V191H76ZM117 190H118V188H117ZM116 190V191H117ZM129 190V191H130ZM154 190V191H153ZM210 190V191H211ZM72 192H74V189H73V191ZM81 192V190L80 191H78V192H74V194L76 195L75 197H77L78 198V196L77 195H79L78 193H80ZM112 192V191H111ZM110 192V193H111ZM118 192V191H117ZM116 192V193H117ZM122 192V191H121ZM124 192V191H123ZM127 192V191H126ZM133 192V191H132ZM135 192V193H134ZM133 192V196H134V200L133 199H131L132 200V203L131 202H129L128 200H126L127 202H129L130 204L129 205H131L130 207L132 208V210L133 211H131V210H129V211H131V212H128V207H126V204H127V202L126 203H122V199L120 198L121 196L119 195V194H117V196H116V199L119 201V199L117 198L118 197V195L120 196L119 198L121 199V202H119V204H121V205H124V206H120L119 204V206H118V208H117V204H115V206H116V208H115V206L114 205H112V206H110V202H112V201H110V200H108V204H109V207H108V205H107V207L109 208L108 210L110 211V209H111V207H113L114 206V208H112L111 209V211H113V209L115 210V211H113V212H115V213H118V215H119V213L120 214H122L123 215V217L125 216V218H128V221L130 220V222H128V221H125V222H128V223H130V225H134L135 224V227H133V226H131L133 229H131V228H129L128 226H127V224L128 223H124L123 224V226H122V224H120L119 222H117L115 225H114V228H116V229H119V226L121 225V230L123 231V233L120 231V233H122V234H124L123 236V238L125 239L124 241L122 240L123 238H122V236H120V233L119 234H111L110 236H111V238H113L114 240V242H115V245H117L116 246V248H123V247H126V248H128L129 250H130V257H129V260H131V264H138L139 263V259H137L138 257L137 256H141L142 254H140V253H143L145 256H141V257H143V258H145L146 259V261L147 262H145V264L147 263V264H158V261L160 260V263H162L161 261H162V259L163 258H161V254H162V250H161V248H160V246L162 247L163 246V242L162 243H159V242H157V241H155V242H153L152 241V239H153V236H152V232H151V234H149L150 232H149V228H150V225L149 226H147V223H150V220H149V222H147V219H148V216L146 215V214H148V212L146 213V211H145V208H144V205L143 204H145V201H147L148 203H149V199L148 200H145L144 201V203H142L143 201H140L141 199L140 198H138L139 196H137V197H135V194H136V191H134ZM109 193V194H110ZM113 193H115L114 191H113ZM116 193H115V195H116ZM119 193H120V191H119ZM128 193V192H127ZM127 193H122L123 194V196H125ZM145 193H149V194H147V195H145ZM129 195L131 194L130 192L128 193ZM127 194V195H128ZM185 194V195H184ZM107 195V194H106ZM115 195L113 194V196L115 197ZM213 195H214V193L209 197V201L208 202H214L213 201V199H215L214 197H213ZM57 196H58V198L59 199H57ZM112 196V195H111ZM132 195H130V197H131ZM147 196V197H146ZM187 196V197H186ZM106 197V196H105ZM109 197H110V195H109ZM126 197V196H125ZM124 198V197H123ZM127 199H128V197H127ZM130 200V201H131ZM89 201V200H88ZM88 201H86L84 204L82 203L81 205L84 207V210H83V208L80 210V212H81V216L82 217H84V218H82V219H84V220H87V219H89V223H90V221L93 223L94 221H99V220H103V219H105L106 217H107V219L108 218H111V219H116L115 218V214H114V216L113 215H111L110 213L111 212H108V211H106L105 209H103L102 210V208H104V205H103V203H102V205H103V207H102V205L101 206H98V205H96L94 202H88ZM110 201V202H109ZM117 201V202H118ZM186 201H187V203H186ZM146 202V203H147ZM89 203L91 204L90 205V207L91 206H93V208L91 209L90 207H89ZM94 203V204H93ZM187 205H186V204ZM93 204V205H92ZM105 204V203H104ZM86 205H88L87 206V208H86ZM186 205V206H185ZM222 205V206H223ZM82 206H79V207H82ZM106 206V205H105ZM128 206V205H127ZM146 206V205H145ZM151 206V207H150ZM91 209L90 210V213H89V211H88V213H87V211H85V209L86 210H89V208ZM97 207V208H96ZM102 207V208H101ZM107 207H105V208H107ZM119 207H121V208H119ZM186 207H187V209H189V212H187L188 210L186 209ZM97 211H96V210ZM126 209V210H125ZM153 209H154V211H153ZM190 209H191V212H190ZM94 210V211H93ZM105 210V213H107L108 212V215L110 214V216L108 217V216H106L107 214H104L103 213V211ZM158 210H160V211H158ZM86 213H84V212ZM95 211H96V213H95ZM117 211V212H116ZM147 211H149L148 209H147ZM94 212V214L92 215V213ZM133 212V214H132V217H131V213ZM159 212L161 213V214H159ZM83 213H84V216H83ZM127 213H130L129 214V216L131 217V218H129V216L128 217H126L127 216ZM188 213H189V215L191 216V217H189V215H188ZM191 213V214H190ZM220 213V214H219ZM87 214H89V215H91L90 217H87V216H89V215H87ZM96 214V215H95ZM99 214V215H98ZM187 214V215H186ZM193 214H195V216L194 217H196L197 219H198V221L200 222V220H201V226H199V224H198V222L196 221V219L194 218V220H191V219H193L192 217H193ZM87 215V216H86ZM98 215V217H96ZM153 214H151V216H152ZM93 216V218H91ZM106 216V217H105ZM113 216V217H112ZM150 216V217H151ZM157 216V217H156ZM87 217V218H86ZM102 217V218H101ZM122 216H121V220L123 221V220H127V219H122L123 218ZM160 217V218H159ZM77 218H80V216H77ZM119 218V216L117 217V219ZM132 218H133V220H134V223H133V220H132ZM120 219V218H119ZM152 219V218H151ZM117 221V220H116ZM154 221H155V223H154ZM193 221H196L197 222V225H196V222H195V224H193L192 222ZM124 222V221H123ZM133 224H132V223ZM120 224V225H119ZM151 224V223H150ZM204 224V225H203ZM80 225H83L82 224V222L80 223ZM152 225V224H151ZM164 225V226H163ZM193 225H194V227H195V225H196V228H194L193 227ZM118 226V227H117ZM197 226H198V228H197ZM123 227V228H122ZM149 227V228H148ZM152 227V226H151ZM154 227H153V230H154ZM199 227L201 228L200 230H198L199 229ZM136 230H135V229ZM151 230H152V228H150ZM170 229H173L172 231L170 230ZM156 230H154L155 232H154V234H156ZM171 231L170 233H169V231ZM185 230V231H184ZM173 231H175V232H173ZM177 231V232H176ZM196 231H198L200 234H202V233H205V234H203L204 236H208L207 238H209L210 239V241H209V239H207V242H209V243H207V245H206V247L208 246V248H205V247H203V249H201L202 248V246H201V241H200V239L198 238V235H199V233L197 234L196 233ZM222 231V232H221ZM169 234H168V233ZM185 232V233H184ZM187 232V233H186ZM172 233V234H171ZM138 234V235H141V237L143 236V234H146V238L143 236L142 237V239L143 238H145V239H143V241L141 240V237L140 236H138L137 235V238L139 237L140 238V240H141V242H140V240H137V238H136V240H135V238L133 237V236H135L136 237V235ZM148 234L149 235H151V237H149L148 236ZM164 234V233H163ZM166 234H167V236H166ZM183 234V235H182ZM186 234V235H185ZM221 234H222V236H221ZM119 235V236H118ZM189 236V237H188ZM191 236V237H190ZM121 238V240L119 241V240H117V239H120ZM156 237V238H155ZM169 237V236H168ZM222 237V238H221ZM160 238H162V239H160ZM220 239H223L222 241H223V243H220ZM125 241L127 242V244L125 243ZM118 242H119V244H121V242L122 243H125V244H123V245H119L118 244ZM138 242H140V243H138ZM154 243H156V245L158 244H160L159 245V247H158V249H156V250H154V247H156L155 246V244ZM162 244V245H161ZM119 245V246H118ZM146 246H150V250H147L149 253H150V251H151V253H150V255H149V253H147V252H145L146 251ZM182 246V245H181ZM144 248H145V251H144ZM157 248V247H156ZM163 248V247H162ZM185 248V247H184ZM138 250H141V251H138ZM157 250H161L160 252L158 251V253H161L158 257H160L159 258V260H157L158 258H157ZM201 250V251H200ZM101 253H103L101 250H99ZM138 252H139V254H138ZM28 253V252H27ZM146 253V254H145ZM147 254H148V259H147ZM183 254H185V253H183ZM229 254H231V255H229ZM239 254V255H238ZM102 255V254H101ZM135 255H136V259H135ZM155 255V256H154ZM139 256V258H141ZM149 256H150V258H149ZM185 256V255H184ZM201 256V257H200ZM232 256V257H231ZM244 256H245V258H244ZM246 256H248V257H246ZM235 257V256H234ZM0 259H2V255H0ZM245 259V260H244ZM133 260V261H132ZM144 259H142V261H143ZM185 260H186V264H189V263H187L188 262V259H187V257L185 256ZM37 261H39V262H42V263H46L47 261L46 260H43L42 258H39ZM145 261V260H144ZM143 261V262H144ZM167 263V262H166ZM166 263H164V261H163V264H166ZM139 264H144V263H142L141 262V260H140V263ZM169 264V263H168Z\"/></svg>", "mask_w": 264, "mask_h": 264}, {"label": "built area", "instance_id": "obj_3", "mask_svg": "<svg viewBox=\"0 0 264 264\" xmlns=\"http://www.w3.org/2000/svg\"><path fill=\"white\" fill-rule=\"evenodd\" d=\"M193 246V245H192ZM196 249H197V247H196V245H195V248L193 249V250H195L196 251Z\"/></svg>", "mask_w": 264, "mask_h": 264}]
</instances>
